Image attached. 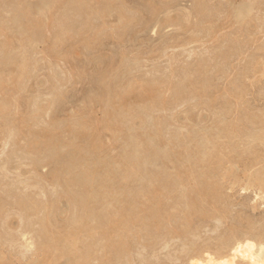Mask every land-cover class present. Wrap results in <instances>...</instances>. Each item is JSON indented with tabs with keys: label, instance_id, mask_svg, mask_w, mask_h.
<instances>
[{
	"label": "rangeland",
	"instance_id": "374dc122",
	"mask_svg": "<svg viewBox=\"0 0 264 264\" xmlns=\"http://www.w3.org/2000/svg\"><path fill=\"white\" fill-rule=\"evenodd\" d=\"M3 1H4V3L5 2L7 3V0H2V1L0 0V2H1L0 5H2L0 8V14L2 12L1 10H4V9H2L4 7H6V10H4V11H6L7 13L2 12L1 17L5 13H6V15H3L4 18L2 17L1 20L3 19V22L4 21L7 22L5 25H7V27L9 26V28L11 26L10 29H12V25H14L15 22L19 23V21H18L19 19H20V22H23L22 21L23 15H26V16H23V18L25 17V19H26L24 23H26V21H28V22L32 21V19L34 17V15H32V14H34L35 10L38 8L36 7V9H35V7H34L33 9H31L32 11L35 9L33 12L31 11L32 12L31 15H30V10L27 11L26 8L30 9L33 6H37V4L40 5V3H41V0L40 1L37 0L36 5H33L31 2L32 6H30L29 1H33V0H28L27 1L28 4L25 2L26 0H21L22 2H20V0H8L7 4L9 5L10 9L12 8V5H13V7L15 5V10L17 9V11L14 10L15 12H13V10H11L13 13L10 11V14L22 15V12L23 13L28 12L27 14H29L28 16H30V17H28L27 14L25 13L22 16H19L21 18H19L17 16L18 17V18L16 17L18 19L17 21H15L16 19L14 17V21H13V19L11 20L12 15H9V12L7 11L8 5L7 4L4 5ZM45 1H47V0H45ZM56 1H54V2H56V4H54L55 12H54V10L51 11L52 16L54 15L52 17L53 22L56 21L55 18L58 17L57 14L59 12L62 13L60 15V16L63 15L62 17H65V16L68 17L70 15V17L68 19L65 17L66 20L68 21V24L73 22L74 19L77 20L78 17H79V20H77V21L80 22L81 20H83L82 19L83 17L80 18L81 14L83 12H86V13L88 12L87 15H86V13L84 14L85 15L84 17H87L85 19L86 24L84 26L80 22L81 25H79V28L76 29L78 26H77V24L74 25V23L76 22L75 21L74 23H72L71 27H72V29L74 28L76 30L73 29V31L70 33L71 37H72V34L74 35V37L69 38V41L66 40L68 38L65 37L66 38V39L64 38L65 40L59 41L57 43H54L53 40L50 39L51 38L50 36L53 35V31H54V29H53L54 24L52 22H49L52 25L49 27H47L48 25H41L39 27L35 26L33 28L30 27L27 30L29 33L26 32V35L27 36L29 35V37H33L30 35H34L33 38H38L39 40L36 39L37 41L34 43V45L26 48L27 50L29 49V52H31V53L27 52V57L30 59H28L26 62V65H27L26 69H28L27 71L25 69L26 73H24V71H23L22 75L20 73H18V74H16L17 75L16 76L15 73H17V71H18V70L16 71L17 66L16 67L13 66L15 64H13L11 61H9V62L8 61L7 62L2 61V59L4 60L6 58L4 56L5 53L3 51V49H4L3 47L5 46V43H6V36L0 32V50L2 51V52H0V55L3 53V55L0 57L1 58L0 64L3 63V65L2 64L0 65V70L4 69V70H2V73L0 71V74L5 79V81H7L5 88L0 89V102H2V100H4V101H8L7 104H12V105H8V106L2 105L0 107L1 108L0 109V187H1L0 188V194H1L0 197L2 196L0 199L1 200L0 201V211H1V213H0V226L1 225L3 226V227L2 226L0 227V235H1L0 236V259H1L0 264H24V263L26 264L27 262H28L27 264H44L45 260L47 258H49L50 255H51L50 256L51 258H49V260H51L52 258H55V257H52L53 251H51V250L49 251V249H47L48 246H50V245H48L46 247V245L48 244L47 242H50L51 239L49 238V240H48L47 237H45V239H47L48 241L44 239V237L42 235V230H41L42 226L40 228V225H42V224L39 221V217L42 214L41 217L44 218V216H45L44 214L46 212V211H44L45 210L44 208L47 206L46 204H49L50 201H52L53 199H57V198L59 200L57 199V201H53V203L50 202L51 203L50 207H53L52 209H53L54 213L52 212V214L54 216L50 213L52 211V209H50L51 211L49 212V216L50 217L52 216L53 218H55V220L53 218H51L49 220L50 223L51 224L54 223L53 226L55 227L56 232L59 233V231H60L59 234H56L57 236L55 235V233H56L55 232L54 236L56 237V239L58 237H60L58 239H61L62 238L61 235L65 236V235H68L70 232H72L73 236H75L74 239H76L79 236L77 238L79 240L77 241V239H76L77 242H75V243H77V244L75 245V247L77 246L76 249L79 250L80 252H82V251H84V253L87 252L86 253V255H88L87 259L89 261H91V262H89L88 260H86L87 264L88 263L89 264H141V263L142 264H144V263L145 264H185V263L191 264L192 262L195 261V259H193V257H191V256H190L191 258L189 257L188 254L190 253V249H189L188 245L190 246V244H193L194 242L196 244L198 243L200 245L203 244V242H204V244L206 243V244H210V245H215L216 242L221 237H223L225 234H227L229 232L230 227H231V229L233 228L234 230H237L240 233L243 231L242 229H244V230L246 229V231H247L249 228H252V229L255 228L254 230L257 231L258 234H257V232H255V231L254 232L257 235L254 234V232H252L253 230L250 231L251 233H245V234H246V236L247 235L251 236L253 233V235H256L255 237H257V238L252 237V236L251 237L253 239H258L260 231L262 234L264 233V232H262V231H264V195H263V192H261L262 195H260V191H261L260 189L257 190V188H258L257 186H260V183H261L259 181L260 178H258V177H261V179L264 177V170H263L264 169V131H263L264 130V0H204V1L203 0H198V1L196 0V2H195V0H169V1L164 0L165 4L171 3L172 1H174L175 3L172 4L173 3L172 2L171 5L170 4L165 5L164 3H162V2H164L163 0H152L151 2H150V0H100L99 3L97 0H93V2H92V0H88V1H86V0H77V1L74 0L75 4L77 3L76 5H77V9L79 10L78 12L81 13L80 15L76 14V13H78L77 11H76V13L74 12L76 9V7H75L76 5L74 4V1L69 0L70 2H68L66 0H61L63 4H65L67 2L69 3V4L67 3L69 5V6L67 5L68 6L67 8H66V5H65V8H64V5L62 6V3L60 0H56ZM103 1L106 4L107 3L110 4L111 2H114V4L112 3L110 5L115 6V8L118 7L121 10L123 15L126 14L125 17H127V20L125 19V22L123 21L124 23H122L119 19V16H116L117 13L114 11L113 13L115 15L113 13H111L110 15H107L105 19L102 20L101 23L104 24L103 25L104 27L100 26L99 28H97L98 30L93 29V28H95L94 26H98L99 25L98 23H100L99 20H97L98 22L96 21L97 16L95 17L96 14H94V12H95L94 8L97 9L99 6L103 7L104 5H106ZM118 1H120V2H118ZM19 2H20V4H19ZM33 2L35 4L36 1L34 0ZM42 2H43V0H42ZM89 2H91L93 4H91ZM100 2H101V4H100ZM197 3H199V4H197ZM24 4H27L26 8H24L25 7ZM83 4H85L86 6H83ZM98 4H100V5H98ZM206 4L209 6L207 7ZM55 5L56 6L59 5V7L58 6L56 7ZM201 5H203L204 7L203 6L201 7ZM82 6H83V8H81ZM90 6L91 7L93 6L94 8H90ZM192 6H194V7H192ZM71 7H73V9L75 7V9L69 10L68 8H71ZM159 7L161 8V10H159L160 9ZM23 8L25 11L21 10ZM86 8H88V9H86ZM127 8L129 9V11L127 10ZM162 8H164V9H162ZM192 8L194 11L192 10ZM199 8L202 9L201 13H200ZM82 9H83V11L81 12L80 10H82ZM85 9L88 11H84ZM156 9H158V10H156ZM233 9L234 10H236V9L237 10L247 9L249 15L247 13H246L247 15L246 14L241 15L238 18V20L241 18L240 21H238V20L236 21V20L232 19L234 17L236 19V17H237V15H235V13H234L235 11ZM65 10H66V12L68 11V13L69 12H71V13H69L68 16L64 15V14H67L64 12ZM151 10L154 12L153 14L150 13V12H152ZM147 11H149V12H147ZM18 12H19V14H18ZM56 12H58V13L54 14ZM127 12L129 14H127ZM134 12H135V14H134ZM157 12H159V13L157 14ZM196 12H197V14H196ZM73 13H74V15H78V17L76 16V18H75ZM14 16H16V15H14ZM92 16H94L95 19ZM245 16H246V18H245ZM6 17L10 18V19L7 18V20H9V21L11 20V22L13 21L14 23L12 22V25H10V22L8 23V21L4 20ZM26 17H28L29 19H27ZM71 17H73L74 19ZM137 17L138 18L140 17V18L138 19ZM149 17H151L152 20ZM203 17H204V19H203ZM243 17L245 19H243V21H241ZM30 18H31V20H30ZM136 19L139 21H137ZM88 20H90V22ZM140 20L142 23L140 22ZM207 20H209V21H207ZM134 21H135V24H134ZM171 21H173V22L171 23ZM79 22H76V23H79ZM128 22H129V24H128ZM56 23H57V21H56ZM56 23H55L54 28H56ZM125 23H127V24L125 25ZM147 23H148V25H147ZM247 23H248V25H247ZM88 24L92 25V26H89ZM116 24H118V25H116ZM196 25H198V26H196ZM109 26H110V28H109ZM128 26H130V27H128ZM191 26L193 28H195V30L192 29ZM13 27H17V24H16V26L14 25ZM80 27H81V29H80ZM82 27H83V29H82ZM87 27H89V28H87ZM91 27H93V28H91ZM42 28L45 30L48 29L50 36L48 35L49 34L48 32L46 33L47 30L45 31ZM96 30L99 31L100 33L96 32ZM114 30L116 31V33ZM44 31H45V34L47 35V37L46 36L42 37V35H45V34H43ZM121 31L123 33H121ZM77 32L80 36L77 35ZM91 32H92V34L95 33V36L90 35ZM96 34H98V35L100 34V35L97 36ZM121 34H122V36H121ZM36 35H38V36H36ZM85 36L87 38H89V36H90V38L94 37L95 40L93 38H91L90 39L91 42L90 41L88 42L86 40L87 38H84ZM40 39H43V40H40ZM85 40H86V42H85ZM71 41H74V42L71 43ZM51 42L54 43L55 45L54 44L52 45ZM17 43L18 42H16L14 44V46L12 48L13 49L12 53L10 52L11 54H13L14 52H18V48H17L18 44ZM59 43H61V46ZM89 43H92V44H89ZM62 44H64V45L62 46ZM83 45L84 46L87 45V46L84 47ZM227 46L228 47L230 46V47L228 48ZM15 48H17V49H15ZM63 48H65V49H63ZM68 48L69 49L71 48L72 51H71V49L69 50ZM32 51H33V53H32ZM63 51H65V52H63ZM222 53H224V54H222ZM28 54H29V56H28ZM122 56H123V58H122ZM124 56H126V58ZM32 57L35 58V60ZM98 57H100V59ZM129 58L130 59L132 58L131 59L132 61ZM98 59L101 60V63ZM124 59L126 62L124 61ZM127 59H129V61ZM30 62H31V64H30ZM123 62L125 63L124 65H122ZM111 63L112 64L114 63V65H112ZM127 63H130L131 66ZM138 63L139 64L141 63L139 67L137 66V65H139ZM11 64H13L12 65L13 68L11 67ZM200 64H202V65H200ZM110 65H112V66H110ZM118 65H119V67H118ZM132 65L134 66V69H133ZM195 65H196V67H195ZM125 66L128 68V69L126 68L127 71L125 70ZM202 66H203V68H202ZM53 67H56V68L53 69ZM91 67H93V68H91ZM117 67L119 69H116ZM101 68H102V70H101ZM110 68L112 70H110ZM135 68L137 69V71H135L136 70ZM103 69H105V70H103ZM199 70H200V72H199ZM3 71H4V73H3ZM62 71H64L65 74H63ZM121 71H124V74ZM184 71H185V73H183ZM27 72H28V74H27ZM12 73H13V76H12ZM171 73H172V75H171ZM173 73H174V77H173ZM176 73H178L179 75ZM19 74H20V77L18 76ZM10 75H11V78L13 80L10 78ZM64 75H66L67 79H65ZM121 75H122V77H121ZM193 75H194V77H193ZM195 75H196V77H195ZM116 76L118 79L116 78ZM130 76H132V77H130ZM61 77H62V79H61ZM95 77L99 78V79L97 78L98 81L95 80L96 79ZM142 77H143V80L141 79ZM167 77H168V79H167ZM14 78H16V79L19 78V79L15 80ZM111 78H113V79H111ZM181 78L182 79L184 78L183 80H185V81H183ZM100 79H102V80H100ZM114 79H115V82H114ZM125 79L127 81L128 80H130V81L134 80L135 82L133 81L134 85L132 88V92L130 91V93L124 94L126 96L123 95L125 97V100H124V97L122 96V93H121L122 90H120V87L123 86V83L126 81ZM170 79H171V81H169ZM186 79L188 81H186ZM195 79H197V80H195ZM116 80L117 81L119 80V82H117ZM176 80H178V81L176 82ZM201 80H203L202 81L203 83L201 82ZM120 81H121V83H120ZM122 81H123V83H122ZM98 82L100 83V85L102 87L104 86L105 83L108 86L110 85L111 88L113 86V89H111V93H113V91L115 89H117V91L120 90L119 93H121V95L117 94L116 90L113 93L114 95H110L111 98L113 97V99L115 100V102H114L113 100L110 99L111 101H113V103L111 102V105H113L114 107L117 105L120 107V105H121L124 109V108H127L129 106V105L127 106V104H126L129 102L128 103V104H130L129 107L132 109L131 106H133L132 111H134V113L132 112L130 114V118H128V119H130V121L128 120L126 122L125 121V120H127V118H125L126 115L123 114V116H125V117H122L121 121H118L117 122L118 124L117 123L115 124V126H114L115 128L111 126L112 128L110 127L111 128L110 129L108 127H105L102 123H100V121H102V119H103L102 117L103 116L105 117V113L107 111V107H108L107 104L108 103L105 104L107 102V100H105V99H108V96H106V95L104 96L103 93L99 94V91L102 92V90L104 88H102L101 86L100 87L97 86V85H99ZM174 82H176V83L174 84ZM184 82H186V83H184ZM114 84H116L115 85L116 88H115ZM158 84H161V85H158ZM177 84H179V85H177ZM145 85L149 86L147 89L148 91H146V92L143 91V89H142V87H144ZM153 85H158L159 87L153 86ZM15 86H17V87H15ZM96 86L100 88V90L98 92L96 91V89H97ZM135 86L136 87L138 86V87L136 88ZM150 86L153 87L154 89H152ZM171 86H173V87H171ZM237 86H239V87H237ZM203 87H205V88L203 89ZM109 88L110 87L105 88V90H107ZM149 88L151 90H155V89L156 90L151 92V90ZM170 90H172V91L170 92ZM92 91L93 92L95 91V92L93 93ZM107 91H110V89ZM133 91L137 92V93H133ZM161 91H162V93H161ZM4 92H6V93H4ZM96 92L98 95L96 94ZM148 92L151 94L149 95ZM191 92H192V94H191ZM131 93L133 96H136L137 98L134 97V98H136V99H134L132 97V95H130ZM141 93L144 94L143 98L139 95ZM3 94H7V95H4V97H3ZM11 94L13 95V97ZM199 94L201 95V97ZM9 95H10V97H9ZM100 95L105 97V98L101 97ZM119 95L122 96L121 100L119 98ZM158 95H160V96H158ZM96 96H98V97H96ZM99 96H100V98H99ZM139 96H140V98H139ZM170 96H171V98H169ZM145 97L148 100H145ZM173 97H174V99H173ZM7 98H10V99H7ZM152 98H153V101H152ZM167 98H168V100H166ZM131 99L133 101H131ZM159 99H161V102ZM172 99H173V101H172ZM48 100H50V101L47 102ZM136 101L137 102L139 101L138 107H137ZM144 101L145 102L147 101L146 102L147 105H145ZM44 102H45V104H44ZM141 102H142V104L144 103V105L141 106L142 108L140 107V105H142ZM153 103L154 104L157 103V104H155L156 106ZM159 103H161V104H159ZM135 104H136V107H134ZM222 105H223V107H222ZM3 106H4V110L2 111ZM45 106H46V108H45ZM113 106H112V108H113ZM153 106H155V107H153ZM8 107H10L11 110ZM105 107H106V109H105ZM143 107H144V110L145 109H147V110L143 111ZM115 108H118V107H115ZM161 108H163V109H161ZM118 109H122V108L120 107ZM225 109H226V111H225ZM14 110L15 111L17 110L16 113ZM124 110L126 111V109H124ZM85 114H87V115H85ZM28 115L32 118H29ZM127 115H128V113H127ZM149 115H150V117H149ZM13 116H14V118H13ZM35 116H36V118H35ZM68 116H70V117H68ZM131 116H132V118H131ZM8 117H9V119H8ZM67 117H68L67 121H63L64 119L66 120ZM81 117H83V118H81ZM160 118L163 122H161ZM81 119L86 120L87 124L83 123L85 121H82ZM87 119H89V120H87ZM146 119H148L149 121ZM91 120H92L93 124H97V125H93V127H92L90 124ZM151 120H152V122H150ZM157 120H159V121H157ZM3 121H5V123ZM21 121H23L24 123ZM29 121H30V123H29ZM249 121H251V122H249ZM34 122H36V123H34ZM128 122H130V123H128ZM28 123H29V125H28ZM47 123H50L51 125L50 124L48 125ZM139 123H140V125H138ZM158 123H160V124H158ZM128 124H130V125H128ZM14 125H16V127ZM54 125L56 128L54 127ZM17 126L19 128H17ZM49 126H53V127L49 128ZM162 126H164L165 130L163 129ZM184 126H185L186 130L188 129L189 132L184 130L185 129ZM217 126H218V128L219 127L220 128L218 129ZM68 127H70L71 129ZM76 127H77V129H76ZM141 127H143V128H141ZM178 127H179V129H178ZM190 127H191V129H190ZM37 128H38V130H37ZM113 128L115 130H113ZM157 128H159V129H157ZM52 129H54V130H52ZM60 129H61V131H60ZM137 129H140V130L137 131ZM162 129H163V131H162ZM192 129H195V130L193 131ZM100 130L102 132H100ZM154 130H156L157 132ZM175 130L176 131L179 130L180 132L179 131L176 132ZM221 130H223V131H221ZM9 131H11V132H9ZM149 131H150V133L148 134ZM229 131H230V133H229ZM124 132H128L129 134L128 133L124 134ZM154 132L159 133L160 136L162 134V136L165 138V140H163L164 138H162V136H161L160 141H159L160 144L157 142L153 143L151 141V139L155 140L154 137H155L156 133H154ZM172 132H174V133L172 134ZM193 132H196L197 136ZM242 132H244V133L242 134ZM89 133L92 136H90ZM110 133H112L113 135H111ZM120 133L123 136L119 135ZM141 133H142V136H141ZM211 133H212V135H211ZM220 133H222V134H220ZM11 134H12V136H11ZM87 134H88V136H87ZM130 134H132L131 136H133V138L138 139L139 141L140 140H143V141L147 140L149 142V143H146V146L148 148H145L146 151L144 150V152L140 156L141 158L139 157V159L142 162H148L149 163L148 165H150V166H148V169H151L152 173L154 172L153 175L156 176L155 182L156 183L158 182L157 184L154 182V184H156L158 187L165 186L167 188L169 186L168 189H166L164 187L166 191L163 188V190L165 192L168 191V193H169V191H171L169 195L167 194L169 197H167L168 200L167 199L165 200L166 204H167V202L170 205L173 204V202H174V204H178V202H179V204H181V205L178 204L177 206L182 207L183 206L182 204L185 202V200H188L186 197H188L189 195H187V196H185V195L187 193H189V194L191 193L190 194V196H191L192 192L193 193L195 192V191H193L194 188L192 187V185L189 184V183H192L191 182L192 180L193 181L197 180V182H199L198 183L199 187H201V186L205 187V185L203 186V183L199 180V178L196 177V175L197 176L199 175V177H200V174H206L207 175V172L210 171L212 174L211 176L214 177L213 181H215L216 183L214 182L215 184H213L214 186H213L212 190L208 191V193L205 192L207 194H205V198H204V201L202 204L204 209H206V211H208V209H209L208 216L201 218V216L197 217L196 215H194V217H192V221L193 220L194 221L193 222L191 221V225L189 228L187 227L189 232L181 233V236L183 234V236H182L183 238L180 236V233H178V231H180V229L183 227L185 229V225L180 224L181 221L177 220L178 219L177 217H174V219H176V220L174 221V219H172L173 222L171 221L170 223H166V222L163 223V220L162 219L160 220L157 217L158 221H159L158 227L156 229L159 232H157L155 229L153 230V227H151L149 224L146 223L147 221H145L144 216H143V213L145 215V212L142 210V207L140 206V204H138L136 207H134L135 209L134 208L131 209V211H133L134 213H135V211L139 212V210H137L139 207H140L139 209H141L138 214L135 213L138 216L134 215V216H136V218L134 219L136 224L133 223V226L131 224L130 225L131 227H129V225L128 226L125 225L126 223L122 222L121 219H117L118 220L117 227L119 225H121L120 223H122V224L125 223V224H123V225H125V227L123 225H121L123 227V229H122V227H118L117 235H119V234L120 235L118 237H116L117 236L116 235L115 236L116 239L114 238V234L109 233L110 231H108V235H107L110 237H107L105 239V237L102 234H100V230H95L96 228L93 229V231H95V232H93V234H92V230L90 231V233L92 234L91 235L89 233V231H87L88 233L84 232L86 229L89 230L88 228H86L82 232L80 230L75 231V229L72 228L73 227L71 225L72 222L69 223L70 220L72 221V219H70L69 217H72V216H70L68 212H70V211L73 212L76 209V207H75V205H71L72 207L67 206L68 204L66 203L67 202L65 199L66 197H64V195L62 193L63 191L60 190L61 189L60 186H55V188H54V185H55V184H53L54 183L53 180L55 179L54 174L57 173V171H58V173L55 175H60L59 173H61L60 176H62L64 171H66V168H67L66 166L68 165V163H70L71 166L75 170H77V171H75L74 169H70V171L72 170L71 173L73 175H77L75 172L80 174V172H82V168H81V162L82 161H83L82 167L83 166L86 167V166H88L87 164H91V163H89V161L93 158V155L92 156L90 155V154H92V152H90L91 151L90 145L92 148V146L94 147V144H95V146L97 144V145H100V146H97V148L95 147L96 149H98L97 155L101 156V157L98 156L99 157L98 161L101 163H105L104 164L105 166H106V164H108L109 166L113 164V166H111V167H113V169H110V170H113L114 172L116 170L117 171L115 172L114 177L112 175L113 171L110 172L111 175H109V176H112L114 178L115 182L117 181L116 184L114 183L117 187H122L124 185V181L120 180L122 178V176H121L122 173L120 172L121 166L120 165L118 166V162H119L120 156L122 158V152L124 151V146L128 145V142H126V139H128V135H130ZM249 134L252 136L250 137ZM42 135H43V137H42ZM46 135L47 136L50 135L51 137L49 136L50 138L46 139ZM75 135L78 137L76 138ZM97 135H98V138L96 139ZM116 135H118V137ZM151 135H152V137H151ZM213 135H218V136L214 137ZM253 135H255L254 137H256V136L261 137V138L259 137V139H260L259 143L257 142L259 139H257V140L255 139L256 141H254ZM14 136H15V138H14ZM38 136L39 137L41 136L40 137L41 139H39L38 142L40 143V140H41V142H43V144H41V143L39 144L37 142ZM79 136H82V137H79ZM173 136H175V137H173ZM206 136L209 138L207 139ZM210 136H211V138H210ZM53 137H55L56 139H54ZM90 137H92V138H90ZM142 137H144V138H142ZM184 137H185V139H184ZM190 137H192V138H190ZM212 137H214V138H212ZM173 138H174V140H173ZM228 138H230L231 140ZM49 139H50V141H49ZM144 139H146V140H144ZM202 139L204 142L201 141L200 147L203 149H201L198 145V143ZM81 140L82 141L84 140L85 143H84V141L82 143ZM167 140L170 142H168ZM178 140L181 142L184 141L185 143L183 142L182 143L183 145H182V144H180L181 142H179ZM207 140L208 141L210 140V142L208 143ZM57 141H59V142H57ZM32 142L34 144L38 143L39 145L36 144L33 146ZM187 142L190 144H188ZM26 143L28 144V146ZM46 143H47V146H46ZM57 143L60 145H58ZM177 143H178V145H177ZM15 144H17V145H15ZM81 144H83L82 147H81ZM104 144H105V146H104ZM143 144L145 145V143H143ZM166 144H167V146H166ZM193 144H195V145H193ZM203 144L205 147H203ZM43 145H45V146L43 147ZM66 145L69 147H67ZM181 145H182V147H181ZM151 146H152V148H151ZM153 146H155V147H153ZM169 146H171V147H169ZM177 146H178V148H177ZM129 147L131 148V145ZM129 147H127L125 149V152H129V150H130ZM195 147H197V148H195ZM74 148L80 149L79 155H81V156H79V155L77 156L74 153V151H73ZM85 148L88 150V152L86 150L84 151ZM113 148H115L116 150ZM179 148H180V151H179ZM198 148L200 150H203L204 153H207L205 155L208 157L206 158V156H204L203 152L201 153L200 150H199L200 152H198L197 151ZM215 148H217V149H215ZM23 149H25L24 153H23V151H21ZM81 149H82V151H81ZM109 149H111V151ZM158 149H161L163 152L168 151V154L164 153L165 156H163L160 152L161 150L159 151ZM16 150H18V151H16ZM52 150H53V152L55 150V152L53 153ZM67 150L69 153L67 152ZM70 150H72V151H70ZM169 150H170V152H169ZM207 150H209L210 152L213 151L214 153H211L210 155H208L209 151H207ZM217 150H219V151L221 150L222 153H220L219 151H218L219 152L218 153ZM83 151H84V153H82ZM100 151H101V153H100ZM116 151L117 152L119 151V152L117 153ZM158 151H159V154H158ZM156 152H157L158 156L156 155ZM195 152H197L198 154L195 155ZM19 153H21V154H19ZM51 153H52V157H51ZM62 153H64V154H62ZM169 153L170 154L172 153V154L170 155ZM200 153H201V156H200ZM253 153H256V154L254 155ZM258 153H259V155H258ZM24 154H27V155L24 156ZM71 154H74V155L71 156ZM202 154H203V156H202ZM220 154H221V156H220ZM53 155H54V157H53ZM154 155L157 156V158ZM198 155H199V159L197 157ZM213 155H214V157H219L216 159L213 158V160L215 161L214 163L212 162L213 160L211 161ZM224 155L227 156V158H228L227 161H226V157ZM28 156H30V157H28ZM65 156H67V157H65ZM109 156H110V158H109ZM152 156H153V158H152ZM178 156H180L181 158ZM182 156H183V158H182ZM209 156H211V157H209ZM232 156H233V158H232ZM235 156L237 158H235ZM49 157H51V158L49 159ZM78 157H80V158H78ZM196 157L198 160L194 159ZM202 157H204V158H202ZM254 157H256V158H254ZM9 158L12 162L9 160ZM21 158H22V160H21ZM24 158H26L27 160ZM121 158H120V164H122L121 161H123ZM172 158H174V160ZM186 158L187 159L192 158V159H188L189 160L188 161V160H186ZM238 158H239V160H238ZM14 159L16 161H13ZM114 159L115 160L118 159V162L115 163ZM6 160H7V162H6ZM31 160H33V162ZM34 160H36V161H34ZM47 160H49L50 163ZM51 160H53V162ZM70 160L73 161L74 163H72ZM104 160L105 161L109 160L110 164L105 162ZM43 161H45V162L43 163ZM61 161L63 162L62 164H60ZM182 161L184 163H182ZM187 161H188L189 165H186V164H188ZM191 161L197 162L198 164L193 162L192 163L193 165H191ZM207 161H209L211 164H207L206 163ZM3 162H5V163H3ZM37 162H38V165H37ZM172 162H173V164H171ZM216 162H218L220 164L217 165L218 163L216 164ZM235 162H237V163L235 164ZM33 163H34V165H33ZM52 163H54L55 165ZM16 164H17V166H16ZM64 164L66 166H64ZM114 164H116L115 167H117L118 169H115ZM52 165L54 166V168L56 166H58V167H56V172H54ZM183 165L185 167H183ZM198 165H199V167H197ZM89 166L93 167L92 165H89ZM178 166L180 168H177ZM181 166H182L183 172L184 171L186 172L187 168H189L187 166H190V168H191L190 171H191V173L192 172L195 173V174H192L195 177L192 175H191L192 177L191 176L189 177V175H188L189 179H187L186 178L187 175L184 176L185 174L180 170ZM10 167L12 168V170ZM85 167H84L85 171H87V172L92 171V170H87L88 167H86V168ZM233 167H235V168H233ZM4 168L6 169L5 171H4ZM9 168H10V170H9ZM57 168H59V169L57 170ZM109 168L110 167L105 168L106 171H110ZM119 168H120V170H119ZM176 168H177L178 172L181 171L180 173H183L181 175H183L184 178H186V181L188 183L186 181H184V182L182 181V180H184V178L182 176L180 178L182 180L179 179V181L177 180L178 183H177V181H176V183H174V181L177 178L171 177V175L175 172ZM185 168H186V170H185ZM84 169H83V171H84ZM215 169H216V171H215ZM17 170L19 171L18 173H17ZM205 170L206 171L209 170V171L206 172ZM226 170H229L228 172L231 174H229ZM11 171L13 173H15V175L11 174L10 173ZM51 171H52V173H54L53 174V176H54L53 180H52L53 176L51 174ZM157 171H158V173H157L158 175L156 174ZM170 171H173L172 174L170 173ZM233 171H235V172L233 173ZM5 172H6V175H5ZM37 172L39 173V177H38ZM210 172L208 173V175H210ZM7 174H9V175L11 174V175L7 176ZM118 174H119V176H118ZM18 175L20 176L19 178H18ZM33 175H34V177H33ZM35 175H36V177H35ZM49 175H51V176H49ZM115 175L118 177H116ZM255 175H257V176L260 175V176L255 177ZM14 176H16V177H14ZM40 176H42V178ZM47 176H48V178H47ZM172 176H174V175H172ZM211 176H209V178ZM158 177L160 180L158 179ZM225 177L227 180L225 179ZM17 178H18V180H17ZM156 178L158 179V181ZM253 178H255L254 179L255 181H252ZM214 179H216L217 181ZM133 180L134 181H131L130 183H128L129 184L128 187L139 188L141 186L142 181L139 179V177L136 179L133 178ZM172 180H174V181H172ZM257 180L259 181V183L257 182ZM263 180H264V178H263ZM25 181L27 183H25ZM111 181L113 182V180H111ZM218 181H219V183H218ZM179 182L180 183L182 182V183L180 184ZM197 182H196V184H197ZM250 182H251V184H250ZM253 182L255 185L253 184ZM185 183H187V185H190V186L184 185ZM119 184H120V186H119ZM159 184H160V186H159ZM249 184H250V186H249ZM210 185L211 184H209V186ZM6 187H8V188H6ZM23 187H25V188H23ZM188 187L189 188L192 187V191L190 189L191 192H188V190H189ZM244 187H245V189H243ZM19 188H20V190H19ZM183 189L187 193H184ZM1 190H2V192H1ZM37 191L39 192V194ZM76 191H78V188L75 190V192ZM181 191H182V194H181ZM57 192L58 193L60 192V193L58 194ZM18 193L20 195L21 194L22 195L20 196ZM183 193L185 194L184 197L186 199L182 196ZM194 194H196V193H194ZM194 194L192 196H196ZM258 194L260 195L259 196L260 198L257 196ZM10 195H11V197H10ZM58 195H60V196H58ZM13 196H15V197H13ZM26 197L27 198L29 197L32 200L34 199V202L37 201V203H36L37 206L35 207L36 209L34 208L30 211V209H28L27 207L25 208L22 205H21L22 206L21 207L19 204H17L19 202V198L23 199ZM180 198H182V199H180ZM2 200H3V202H2ZM4 200L7 201V203L4 202ZM9 201H12V202H9ZM38 201H39V205H38ZM15 202H17V203H15ZM44 203H46L45 204L46 206L44 205ZM211 203H212V205H211ZM7 204H10V206ZM16 204H17V206H16ZM4 205H5V207H4ZM18 205L20 207H18ZM41 205H43L45 207L43 208V206H41ZM53 205H55V206L57 205L55 207V209H54ZM123 205H122L123 208H121V209L124 210V208H126L128 206V204L125 203ZM11 206H13V207H11ZM38 206H41V208L44 210L43 211L40 210L41 208ZM181 207H179V208H181ZM22 209L26 210V212L28 213V216L25 215L26 212H25V210L23 211ZM66 209H72V210L68 211ZM129 209H130V207H129ZM32 211L34 214L32 213ZM35 211H36V213H35ZM56 211L57 212L59 211V212L57 213ZM220 211L223 212L222 217H221ZM72 212H70V214ZM10 214H11V216H10ZM22 214H23V216H22ZM139 215H141V216H139ZM6 216H8V217H6ZM36 216H37V218H36ZM23 217H25V218H23ZM29 217H30V219H29ZM1 218H4L6 220L1 219ZM31 218H32V220H31ZM40 220H42V219H40ZM6 221H7V223H6ZM160 221H162V222L160 223ZM213 221H214V223H213ZM142 223L147 224V225L143 226ZM203 223H204V225H203ZM38 224H40V225L38 226ZM214 224H215V226H214ZM255 224H256V226H255ZM148 225L150 226L148 228L149 229L151 228L150 231L151 230L154 231L155 234H159L160 232L162 233V234L160 233L161 235L159 234L160 237L163 235L162 238L159 237L160 240L158 238L157 239L155 238L158 236H156L152 231H151V233L154 234V238H152L153 235L150 233V231L148 229L147 230L149 232L147 233V230L145 228H147ZM251 225L253 227H248ZM159 226L161 228H163L164 230L160 229ZM165 226L167 228H168V226H169V228H172V229H169V228L167 229V231L168 230L171 231V234H169V233H167L169 235L164 234L165 232H167L165 230L166 229ZM202 226L205 228H203ZM56 227H57V229H56ZM87 227H89V226H87ZM175 227L176 228L179 227V229H176L177 233H175L176 230H173V229H175ZM8 228H9V230H8ZM31 228H33V229H31ZM124 228L125 229L127 228V230H125ZM128 228H129V230H128ZM69 229H70V231H69ZM184 229H183V231H184ZM205 229H208V230H205ZM57 230H59V231H57ZM118 230L120 231V233ZM191 230H192V232H191ZM193 230H196V231H194V233H193ZM202 230L204 231V233ZM210 230H212V231H210ZM201 231H202V233H201ZM66 232H69V233L66 234ZM173 232L175 234H172ZM7 233H9V234H7ZM149 233L151 235H149ZM213 233H215V234H213ZM261 233H260V235H261ZM3 234L5 237L2 236ZM72 234L71 233L69 234L70 237L72 236ZM84 234H87V235H84ZM88 234L90 235V237ZM199 234H200V236H199ZM207 234H209V237ZM39 235L40 236L42 235L41 237L43 239H41V237ZM69 235L66 237H69ZM194 235H195V237H194ZM6 236H8V237H6ZM73 236H72V238H73ZM149 236H152V237L149 238ZM169 236H171V237H169ZM176 236L179 238V240ZM185 236H186V238L184 239ZM204 236H206L207 238ZM103 237L105 240H103ZM163 237L165 240L163 239ZM64 238L65 237H63L61 240H63ZM108 238H110V241ZM142 238L144 240H142ZM30 239H32L33 242ZM154 239H156V240H154ZM191 239L193 240V242ZM259 240L260 239H258V241ZM261 240H264V239L261 238ZM27 241H29V243ZM36 241H37V243H35ZM81 241H83V242L81 243ZM105 241H107V242H105ZM93 242H95V243H93ZM108 242H110L111 244L110 243L107 244ZM113 242H114V244L116 242V244H115L116 246H114ZM165 242H167L168 244ZM259 242L257 243V241H256L257 246H259ZM119 243H120V245H119ZM123 243L125 244V247L127 246L126 250H125V247H123V245H124ZM121 244H123L122 247H121ZM154 244H156V245H154ZM179 244H181L182 246H184V245H186V246H184L185 248L182 249L180 247L181 245H179ZM22 245H24V246H22ZM42 245H44V246H42ZM144 245H147V247ZM152 245H154V246H152ZM31 247H33V248H31ZM120 247L122 249L121 251H120ZM155 248H157V249H155ZM186 248L189 250H187ZM101 249L102 250L104 249L105 251L104 250L100 251ZM117 249H119V251ZM114 251H116V252H114ZM124 251H127L128 253L127 252L124 253ZM185 251L186 252L189 251V252L186 254ZM45 252L48 253V255ZM102 252H105V253H102ZM117 252H118V254H117ZM178 252H180V253H178ZM173 253L177 256H175ZM45 254H46V256H45ZM171 254H173V255H171ZM102 255H105L104 257H106V258H103ZM182 255H183V257H182ZM42 256H44V257L42 258ZM55 256H56V253H55ZM101 256H102V258H101ZM186 256L188 257L189 260L186 258ZM64 257L65 256H63V260H62V257H58L60 260H58L56 258L57 262H56V260H54V262L53 261H49V262L46 261L48 263H45V264H52V263L53 264H56V263L57 264H64V263L68 264L67 258H65V260H64ZM139 259H141L142 261ZM239 261H240L239 264H241V260H239ZM124 262H126V263H124ZM237 262H238V259H237Z\"/></svg>",
	"mask_w": 264,
	"mask_h": 264
},
{
	"label": "bare ground",
	"instance_id": "6f19581e",
	"mask_svg": "<svg viewBox=\"0 0 264 264\" xmlns=\"http://www.w3.org/2000/svg\"><path fill=\"white\" fill-rule=\"evenodd\" d=\"M2 1V0H1ZM27 1L28 0H26L25 2L27 3ZM34 1V0H33ZM33 1H29L30 2V6H32L31 5V2H32V4L33 5H36L37 4V0H35L36 2H35V4H34V2ZM40 1V0H39ZM38 1V2H39ZM54 1H56V0H47V1H45V0H43V2H42V0H41V3H40V5H38L37 4V6H33L32 8H26V5L28 4H24L25 5V7L24 8H26V10L27 11H29L30 10V15L32 14V12L36 9V7L38 8V9H36L35 10V12H34V14H32V15H34V17H33V19H32V21H26V23H24L25 22V17L23 18V16H26V15H23V14H25V13H23L22 12V15H17V14H10V11L11 10H13V12H15V11H17V9L15 10V5H14V7H13V5H12V8L10 9V7H9V5L7 4L8 3V0H7V3L5 2L4 3V1H3V4L5 5V4H7L8 5V7H7V11L9 12V15H12V17H11V20L13 19V21H14V17H15V21H17L18 19V17L19 16H22V21L23 22H20V19L18 20L19 21V23L17 22H13L14 23V25L16 26V24H17V27H13L14 25H12V22H11V20L9 21V20H7V18L8 17H6L4 20H6V21H8V23L10 22V25H12V29H10L11 28V26H10V28H9V26L7 27V25H5L7 22H3V19L1 20V18L3 17L4 18V16L3 15H6V11H4V10H6V7H4V8H2V9H4V10H1L3 13L4 12H6L5 14H3L2 15V17H1V14H2V12H1V14H0V32L1 33H3L5 36H6V43H5V46L3 47L4 49H3V51H4V53H5V59L3 60L2 59V61L3 62H9V61H11L13 64H15V65H13V64H11V67H12V65L13 66H17V69H16V71H17V73H15V75L16 74H18V73H20L21 75H22V73H23V71H24V73H26L25 72V69H26V62H27V60L28 59H30V58H28L27 57V52H29V49L27 50L26 48L27 47H30V46H32V45H34V43L37 41V40H39L38 38H33L34 37V35H30V36H33V37H29V35L27 36L26 35V32L27 33H29L27 30L30 28V27H35V26H41V25H48L47 27H49V26H52L49 22H52L53 24H54V27H55V23H56V21H57V23H56V28H54L53 27V29H54V31H53V37L52 36H50V33H49V31H48V29H43V30H45L46 31V33L48 32L49 34V36L51 37L50 39L51 40H53V42L54 43H57V42H59V41H62V40H65L66 38L65 37H67L68 39H66V40H68L69 41V38H73L74 37V35L72 34V37H71V32L73 31V29H72V23H74L75 21L76 22H79V21H77V20H79V17H78V15H74V13H73V15L75 16V18H76V16L78 17L77 18V20H75L73 17H71V18H73L74 19V21L73 22H71V23H69L68 24V21L66 20V18L68 19L69 17H70V15H69V13H71V12H69L68 13V11L66 12V10L64 11L65 13H67V14H64V15H69L68 17H62V16H60L62 13H58V12H56V13H54V14H57L58 15V17H56L55 19H56V21H54L53 22V16H52V10H54L55 9V7H54V4H56V2H54ZM61 1V0H60ZM66 1H68V2H70L69 0H66ZM72 1H74V0H72ZM77 1V0H76ZM86 1H88V0H86ZM98 1V3H99V1L100 0H97ZM152 0H150V2H151ZM164 1V0H163ZM169 1V0H168ZM198 1V0H197ZM204 1V0H203ZM20 2H22L21 0H20ZM20 2H19V4H20ZM24 2V1H23ZM24 2V3H25ZM54 2V3H53ZM64 2V1H63ZM67 2V3H68ZM92 2H93V0H92ZM96 2V1H95ZM104 2V1H103ZM118 2H120V1H118ZM173 2V3H172ZM171 3L172 4H174L175 2L174 1H172ZM195 2H196V0H195ZM1 3V2H0ZM10 3V2H9ZM15 3V2H14ZM13 3V4H14ZM61 3H62V1H61ZM60 3V4H61ZM67 3H65V4H63L62 3V6L64 5V8H65V5H66V8L69 6ZM83 3V2H82ZM81 3V4H82ZM89 3H91V2H89ZM105 3V2H104ZM114 4V2H111L110 4ZM162 3H164L165 4V1L164 2H162ZM171 3H166L167 5H171ZM23 4V3H22ZM74 4H75V1H74ZM77 4V3H76ZM75 4V5H76ZM80 4V5H81ZM88 4V3H87ZM91 4H93V3H91ZM90 4V5H91ZM97 4V3H96ZM100 4H101V2H100ZM100 4H98V5H100ZM106 4V3H105ZM109 3H107L106 5H104L103 7H98L97 9L96 8H94L93 6L91 7L90 6V8H94V14H96L95 15V17L97 16V19H96V21L97 20H99V22L100 23H98L99 25L98 26H94L95 28H93V27H91V28H93V29H97V28H99L100 26L101 27H104L103 25L104 24H102L101 22H102V20L103 19H105L106 18V16L107 15H110L111 13H113L114 11L117 13L116 14V16H119V19H120V21L122 22V23H124L125 22V19L127 20V17H125V15L126 14H122V12H121V10L118 8V7H116L115 8V6H111ZM165 4V5H166ZM195 4V3H194ZM197 4H199V3H197ZM201 4V3H200ZM205 4V3H204ZM248 4V3H247ZM251 4V3H250ZM6 5V6H7ZM68 5V6H67ZM72 5V4H71ZM89 5V4H88ZM124 5V4H123ZM145 5V4H144ZM154 5V4H153ZM207 5V4H206ZM242 5V4H241ZM1 6L2 5H0V8H1ZM56 6V5H55ZM58 7H59V5H57ZM56 6V7H57ZM61 6V7H62ZM83 6H86L85 4H83ZM83 6L81 7V8H83ZM119 6V5H118ZM203 5H201V7H202ZM209 5H207V7H208ZM17 7V6H16ZM35 7V9L32 11L31 9H33ZM54 7V8H53ZM76 7V9H77V5L75 6ZM75 7H74V9H75ZM79 7V6H78ZM192 7H194V6H192ZM200 7V8H201ZM204 7V6H203ZM14 8V9H13ZM22 8V7H21ZM24 8L23 9H21L22 11L24 10ZM63 8V9H64ZM125 8V7H124ZM158 8V7H157ZM160 8V7H159ZM165 8V7H164ZM164 8H162V9H164ZM199 8V9H200ZM225 8V7H224ZM228 8V7H227ZM241 8V7H240ZM9 9V10H8ZM69 10H74L73 9V7H71V8H68ZM75 9V13H76V11L78 12L79 10L77 9L76 10ZM86 9H88V8H86ZM84 10V11H88V10ZM123 9V8H122ZM205 9V8H204ZM235 9V8H234ZM233 9V10H234ZM238 9V8H237ZM234 10L233 12L235 13V15H237V17H236V19H235V15L233 16L234 18H232V19H234V20H238V18H239V16H241V15H245L246 13L248 14V11H247V9H245V10H242V9H239V10ZM15 10V11H14ZM20 10V9H19ZM18 10V11H19ZM92 10V9H91ZM127 10L129 11V9L127 8ZM137 10V9H136ZM156 10H158V9H156ZM155 10V11H156ZM159 10H161V8L159 9ZM192 10H193V8H192ZM201 10L202 9H200V13H201ZM206 10V9H205ZM251 10V9H250ZM25 11V10H24ZM32 11V12H31ZM58 11V10H57ZM81 12L83 11V9L82 10H80ZM124 11V10H123ZM152 11V10H151ZM189 11V10H188ZM187 11V12H188ZM194 11V10H193ZM204 11V10H203ZM12 12V11H11ZM12 12V13H13ZM54 12H55V10H54ZM63 12V13H64ZM73 12V11H72ZM147 12H149V11H147ZM160 12V11H159ZM159 12H157V14L159 13ZM28 13V12H27ZM26 13V14H27ZM86 12H83L82 14L80 13V12H78V13H76V14H81V16H80V18L81 17H83L82 19L83 20H81L80 22L82 23V25H84L85 26V24H86V18L87 17H84ZM88 13V12H87ZM87 13H86V15H87ZM124 13V12H123ZM150 13H154L153 11L152 12H150ZM18 14H19V12H18ZM114 14V13H113ZM127 14H129L128 12H127ZM134 14H135V12H134ZM140 14V13H139ZM151 14V15H152ZM156 14V15H157ZM188 14V13H187ZM186 14V15H187ZM196 14H197V12H196ZM228 14V13H227ZM246 14V15H247ZM8 15V16H9ZM14 15H16V16H14ZM29 14H27V16H28ZM56 15V16H57ZM115 15V14H114ZM141 15V14H140ZM249 15V14H248ZM18 16V17H17ZM60 16V17H59ZM142 16V15H141ZM188 16V15H187ZM194 16V15H193ZM212 16V15H211ZM10 17V16H9ZM17 17V18H16ZM28 17H30V16H28ZM28 17H26L27 19H29ZM32 17V16H31ZM92 17H94V16H92ZM95 17H94V19H95ZM115 17V16H114ZM130 17V16H129ZM135 17V16H134ZM155 17V16H154ZM185 17V16H184ZM200 17V16H199ZM206 17V16H205ZM208 17V16H207ZM19 18H21V17H19ZM116 18V17H115ZM138 18V17H137ZM140 18V17H139ZM138 18V19H139ZM150 19H151V17H149ZM210 18V17H209ZM245 18H246V16H245ZM244 17L242 18V20L241 21H243V19H245ZM249 18V17H248ZM252 18V17H251ZM8 19H10V18H8ZM117 19V18H116ZM135 19V18H134ZM146 19V18H145ZM179 19V18H178ZM203 19H204V17H203ZM207 19V18H206ZM241 19V18H240ZM240 19L238 20V21H240ZM30 20H31V18H30ZM72 20V19H71ZM92 20V19H91ZM130 20V19H129ZM137 20V19H136ZM143 20V19H142ZM148 20V19H147ZM152 20V19H151ZM169 20V19H168ZM171 20V19H170ZM190 20V19H189ZM198 20V19H197ZM252 20V19H251ZM254 20V19H253ZM89 22H90V20H88ZM124 21V22H123ZM131 21V20H130ZM137 21H139V20H137ZM146 21V20H145ZM187 21V20H186ZM207 21H209V20H207ZM213 21V20H212ZM246 21V20H245ZM249 21V20H248ZM255 21V20H254ZM28 22V23H27ZM74 23V25L75 24H77V28L76 29H78L79 28V25H81V23L79 22V23ZM98 22V21H97ZM107 22V21H106ZM127 22V21H126ZM140 22H141V20H140ZM169 22V21H168ZM173 21H171V23H172ZM181 22V21H180ZM132 23V22H131ZM142 23V22H141ZM150 23V22H149ZM196 23V22H195ZM236 23V22H235ZM254 23V22H253ZM97 24V23H96ZM120 24V23H119ZM127 23H125V25H126ZM128 24H129V22H128ZM134 24H135V21H134ZM145 24V23H144ZM191 24V23H190ZM198 24V23H197ZM9 25V24H8ZM89 25V24H88ZM107 25V24H106ZM116 25H118V24H116ZM132 25V24H131ZM147 25H148V23H147ZM180 25V24H179ZM182 25V24H181ZM247 25H248V23H247ZM89 26H92V25H89ZM142 26V25H141ZM195 26V25H194ZM196 26H198V25H196ZM112 27V26H111ZM116 27V26H115ZM114 27V28H115ZM119 27V26H118ZM128 27H130V26H128ZM192 27V26H191ZM86 28V27H85ZM87 28H89V27H87ZM109 28H110V26H109ZM36 29V28H35ZM76 29H74V30H76ZM80 29H81V27H80ZM82 29H83V27H82ZM125 29V28H124ZM123 29V30H124ZM192 29H194L195 30V28H193L192 27ZM33 30V29H32ZM52 30V29H51ZM50 30V31H51ZM85 30V29H84ZM90 30V29H89ZM98 30V29H97ZM96 30V32H99V31H97ZM212 30V29H211ZM30 31V30H29ZM41 31V30H40ZM45 31H44V33L43 34H45ZM78 31V30H77ZM86 31V30H85ZM101 31V30H100ZM111 31V30H110ZM115 31V30H114ZM33 32V31H32ZM38 32V31H37ZM79 32V31H78ZM78 32H77V35H79L78 34ZM93 32V31H92ZM92 32H91V34L90 35H94L95 36V33L94 34H92ZM108 32V31H107ZM125 32V31H124ZM132 32V31H131ZM31 33V32H30ZM76 33V32H75ZM74 33V34H75ZM82 33V32H81ZM100 33V32H99ZM115 33H116V31H115ZM121 33H123L122 31H121ZM33 34V33H32ZM35 34V33H34ZM38 34V33H37ZM88 34V33H87ZM97 36H99L98 34H96ZM36 36H38V35H36ZM47 37V35L45 34V35H42V37ZM76 36V35H75ZM80 36V35H79ZM96 36V37H97ZM121 36H122V34H121ZM40 37V36H39ZM41 37V38H42ZM65 38V39H64ZM84 38H87L86 36L84 37ZM91 38H93L94 40H95V38L94 37H91ZM90 36H89V38H87L86 40L89 42L90 41ZM37 39V40H36ZM49 39V38H48ZM76 39V38H75ZM79 39V38H78ZM3 40V39H2ZM40 40H43V39H40ZM86 40H85V42H86ZM16 42H18L17 44H18V46H17V48H18V52H14L13 54H11L12 53V48H13V46H14V44L16 43ZM74 41H71V43H73ZM76 42V41H75ZM91 42V41H90ZM97 42V41H96ZM228 42V41H227ZM38 43V42H37ZM52 43V42H51ZM54 43H52V45L54 44ZM93 43V42H92ZM92 43H89V44H92ZM4 44V43H3ZM60 44V46H61V43H59ZM230 44V43H229ZM55 45V44H54ZM64 44H62V46H63ZM71 46V45H70ZM76 46V45H75ZM84 46V45H83ZM85 46H87V45H85ZM84 46V47H85ZM69 47V46H68ZM89 47V46H88ZM87 47V48H88ZM91 47V46H90ZM228 47V46H227ZM230 47V46H229ZM228 47V48H229ZM17 48H15V49H17ZM37 48V47H36ZM55 48V47H54ZM63 49H65V48H63ZM69 49V48H68ZM71 49V48H70ZM69 49V50H70ZM85 49V48H84ZM37 50V49H36ZM35 50V51H36ZM31 51V50H30ZM52 51V50H51ZM71 51H72V49H71ZM85 51V50H84ZM0 52H2L1 50H0ZM11 52V53H10ZM63 52H65V51H63ZM228 52V51H227ZM29 53H31V52H29ZM32 53H33V51H32ZM46 53V52H45ZM35 54V53H34ZM49 54V53H48ZM57 54V53H56ZM60 54V53H59ZM222 54H224V53H222ZM3 55V53L0 55V57ZM69 55V54H68ZM72 55V54H71ZM28 56H29V54H28ZM34 56V55H33ZM125 58H126V56H124ZM33 58V57H32ZM99 59H100V57H98ZM122 58H123V56H122ZM1 59V58H0ZM34 60H35V58H33ZM98 59V60H99ZM130 59V58H129ZM129 59H127L128 61H129ZM132 59V58H131ZM130 59V60H131ZM94 60V59H93ZM204 60V59H203ZM33 61V60H32ZM88 61V60H87ZM100 61V63H101V60H99ZM103 61V60H102ZM120 61V60H119ZM124 61H125V59H124ZM132 61V60H131ZM134 61V60H133ZM92 62V61H91ZM96 62V61H95ZM94 62V63H95ZM126 62V61H125ZM201 62V61H200ZM204 62V61H203ZM33 63V62H32ZM2 65H3V63H1ZM0 64V65H1ZM30 64H31V62H30ZM98 64V63H97ZM112 64V63H111ZM119 64V63H118ZM125 63L123 62V64L122 65H124ZM127 64H129L130 65V63H127ZM133 64V63H132ZM139 64V63H138ZM141 64V63H140ZM140 64L139 65H137L138 67L140 66ZM205 64V63H204ZM203 64V65H204ZM34 65V64H33ZM32 65V66H33ZM112 65H114V63L112 64ZM112 65H110V66H112ZM128 65V66H129ZM200 65H202V64H200ZM7 66V65H6ZM94 66V65H93ZM121 66V65H120ZM131 66V65H130ZM133 66V65H132ZM188 66V65H187ZM191 66V65H190ZM205 66V65H204ZM89 67V66H88ZM105 67V66H104ZM118 67H119V65H118ZM116 68V69H119V68ZM195 67H196V65H195ZM3 68V67H2ZM13 68V67H12ZM56 67H53V69H55ZM91 68H93V67H91ZM113 68V67H112ZM123 68V67H122ZM126 66H125V70H126ZM185 68V67H184ZM183 68V69H184ZM202 68H203V66H202ZM15 69V68H14ZM108 69V68H107ZM114 69V68H113ZM128 69V68H127ZM133 69H134V66H133ZM136 69V68H135ZM179 69V68H178ZM188 69V68H187ZM2 70H4V69H1L0 71H1V73H2ZM28 69H26V71H27ZM61 70V69H60ZM64 70V69H63ZM101 70H102V68H101ZM103 70H105V69H103ZM110 70H112L111 68H110ZM124 70V71H125ZM130 70V69H129ZM128 70V71H129ZM186 70V69H185ZM194 70V69H193ZM202 70V69H201ZM6 71V70H5ZM124 71H121V72H123V74H124ZM127 71V70H126ZM135 71H137V69L135 70ZM140 71V70H139ZM181 71V70H180ZM179 71V72H180ZM203 71V70H202ZM57 72V71H56ZM63 72V74H65L64 73V71H62ZM120 72V71H119ZM178 72V73H179ZM198 72V71H197ZM196 72V73H197ZM199 72H200V70H199ZM205 72V71H204ZM203 72V73H204ZM3 73H4V71H3ZM30 73V72H29ZM69 73V72H68ZM115 73V72H114ZM127 73V72H126ZM130 73V72H129ZM137 73V72H136ZM151 73V72H150ZM178 73H176V74H178ZM183 73H185V71L183 72ZM194 73V72H193ZM20 74L18 75L19 77H20ZM27 74H28V72H27ZM100 74V73H99ZM113 74V73H112ZM122 74V75H123ZM146 74V73H145ZM154 74V73H153ZM170 74V73H169ZM202 74V73H201ZM200 74V75H201ZM4 75V74H3ZM14 75V76H15ZM57 75V74H56ZM92 75V74H91ZM110 75V74H109ZM122 75H121V77H122ZM143 75V74H142ZM171 75H172V73H171ZM179 75V74H178ZM205 75V74H204ZM12 76H13V73H12ZM17 76V75H16ZM62 76V75H61ZM65 76V79H67L66 78V75H64ZM144 76V75H143ZM182 76V75H181ZM192 76V75H191ZM130 77H132V76H130ZM134 77V76H133ZM137 77V76H136ZM135 77V78H136ZM173 77H174V73H173ZM180 77V76H179ZM193 77H194V75H193ZM195 77H196V75H195ZM10 78H11V75H10ZM26 78V77H25ZM96 78V77H95ZM98 78V77H97ZM95 79L96 81H98V79ZM106 78V77H105ZM116 78H117V76H116ZM115 78V79H116ZM188 78V77H187ZM203 78V77H202ZM12 79V78H11ZM10 79V80H11ZM15 80H18V79H16V78H14ZM60 79V78H59ZM61 79H62V77H61ZM60 79V80H61ZM108 79V78H107ZM111 79H113V78H111ZM115 79H114V82H115ZM118 79V78H117ZM128 79V78H127ZM142 80H143V77L141 78ZM150 79V78H149ZM167 79H168V77H167ZM175 79V78H174ZM182 79V78H181ZM184 79V78H183ZM182 79V80H183ZM13 80V79H12ZM91 80V79H90ZM94 80V79H93ZM100 80H102V79H100ZM126 80V79H125ZM124 80V81H125ZM181 80V81H182ZM194 80V79H193ZM195 80H197V79H195ZM200 80V79H199ZM92 81V80H91ZM109 81V80H108ZM117 81V80H116ZM134 81V80H133ZM133 81H130V80H126L124 83H123V81H122V83H123V86L122 87H120V90H122L121 91V93H122V96L124 95V94H128V93H130V91L132 92V88H133V83L135 82H133ZM169 81H171V79L169 80ZM178 80H176V82H177ZM180 81V82H181ZM183 81H185V80H183ZM186 81H188L187 79H186ZM192 81V80H191ZM203 80H201V82H202ZM117 82H119V80L117 81ZM139 82V81H138ZM146 82V81H145ZM176 82H174V84L176 83ZM196 82V81H195ZM97 83V82H96ZM95 83V84H96ZM99 83V82H98ZM103 83V82H102ZM120 83H121V81H120ZM158 83V82H157ZM156 83V84H157ZM182 83V82H181ZM184 83H186V82H184ZM199 83V82H198ZM203 83V82H202ZM234 83V82H233ZM238 83V82H237ZM236 83V84H237ZM6 84H7V81H5V79L1 76V74H0V89H4L5 88V86H6ZM110 84V83H109ZM117 84V83H116ZM116 84H114V86L116 85ZM15 85V84H14ZM158 85H161V84H158ZM158 85H153V86H158ZM170 85V84H169ZM177 85H179V84H177ZM185 85V84H184ZM24 86V85H23ZM97 86H101L100 85V83H99V85H97ZM96 86V87H97ZM118 86V85H117ZM139 86V85H138ZM137 86V87H138ZM168 86V85H167ZM189 86V85H188ZM192 86V85H191ZM197 86V85H196ZM195 86V87H196ZM15 87H17V86H15ZM94 87V86H93ZM99 87H97V89H96V91L98 92L99 90H100V88ZM102 87V86H101ZM108 87H110L109 89H110V91H107V90H109V89H107V90H105V88H108ZM136 87V86H135ZM136 87V88H137ZM148 87L149 86H144V87H142V89H143V91H148L147 89H148ZM151 87V86H150ZM159 87V86H158ZM171 87H173V86H171ZM183 87V86H182ZM237 87H239V86H237ZM24 88V87H23ZM102 88H104L103 90H102V92H100L99 91V94L100 93H103L104 94V96L106 95V96H108V99H105V100H107V102L105 103V104H107V111H106V113H105V117L103 116L102 118V121H100V123H102L105 127H108V128H110L111 126L112 127H114L115 126V124L118 122V121H121V119H122V117H125V116H123V114L124 115H126V117L125 118H127V120H125L126 122L129 120L130 121V119H128V118H130V114L133 112L134 113V111H132L133 110V106H131L132 107V109L129 107L130 106V104H128V103H126L127 104V108H124V109H126V111L123 109V107L120 105V107L123 109H118V108H120L118 105L117 106H115V107H118V108H115L113 105H111V102L113 103V101L115 102V100L113 99V97L111 98V96L110 95H114L113 93H114V91L116 90V93L117 94H120L121 95V93H119L120 92V90L119 91H117V89H115L114 91H113V93H111V89H113V86H112V88H111V86L109 85H107L106 83L104 84V86L102 87ZM115 88H116V86H115ZM152 89H154L153 87H151ZM180 88V87H179ZM205 87H203V89H204ZM15 89V88H14ZM119 89V88H118ZM150 89V88H149ZM177 89V88H176ZM199 89V88H198ZM202 89V90H203ZM237 89V88H236ZM13 90V89H12ZM151 90V89H150ZM156 90V89H155ZM155 90H151V92L152 91H155ZM20 91V90H19ZM90 91V90H89ZM159 91V90H158ZM172 90H170V92H171ZM182 91V90H181ZM198 91V90H197ZM205 91V90H204ZM9 92V91H8ZM13 92V91H12ZM15 92V91H14ZM93 92V91H92ZM91 92V93H92ZM95 92V91H94ZM93 92V93H94ZM97 92H96V94H97ZM106 92V93H105ZM109 92V93H108ZM140 92V91H139ZM138 92V93H139ZM144 92V93H145ZM150 92V91H149ZM148 92V93H149ZM4 93H6V92H4ZM18 93V92H17ZM22 93V92H21ZM92 93V94H93ZM115 93V94H116ZM133 93H137V92H134L133 91ZM143 93V92H142ZM139 94L142 98L144 97V94ZM161 93H162V91H161ZM176 93V92H175ZM189 93V92H188ZM237 93V92H236ZM13 94V93H12ZM11 94V95H12ZM15 94V93H14ZM95 94V95H96ZM146 94V93H145ZM151 93H149V95H150ZM174 94V93H173ZM191 94H192V92H191ZM197 94V93H196ZM201 94V93H200ZM199 94V95H200ZM206 94V93H205ZM4 95H7V94H3V97H4ZM90 95V94H89ZM98 95V94H97ZM119 95V98H120V100L122 99L121 97L122 96H120ZM130 95H132V93L130 94ZM138 95V94H137ZM203 95V94H202ZM235 95V94H234ZM16 96V95H15ZM18 96V95H17ZM92 96V95H91ZM101 96V95H100ZM100 96H99V98H100ZM110 96V97H109ZM117 96V95H116ZM124 96H126V95H124ZM123 96V97H124ZM140 96H139V98H140ZM158 96H160V95H158ZM178 96V95H177ZM7 97V96H6ZM9 97H10V95H9ZM12 97H13V95H12ZM94 97V96H93ZM96 97H98V96H96ZM101 97H103V96H101ZM132 97L134 98V97H136V96H133L132 95ZM131 97V98H132ZM147 97V96H146ZM145 97V100H148L147 98ZM200 97H201V95H200ZM2 98V97H1ZM103 98H105V97H103ZM137 98V97H136ZM136 98H134V99H136ZM169 98H171V96L169 97ZM7 99H10V98H7ZM96 99V98H95ZM113 100V101H111V100ZM157 99V98H156ZM173 99H174V97H173ZM173 99H172V101H173ZM179 99V98H178ZM55 100V99H54ZM102 100V99H101ZM124 100H125V97H124ZM160 100V102H161V99H159ZM166 100H168V98L166 99ZM165 100V101H166ZM171 100V99H170ZM14 101V100H13ZM17 101V100H16ZM38 101V100H37ZM50 100H48L47 102H49ZM131 101H133L132 99H131ZM135 101V100H134ZM152 101H153V98H152ZM139 102V101H138ZM138 102L136 101V104H137V107H138ZM147 102V101H146ZM145 101H144V103H145V105H147V103H146ZM8 103V101H4V100H2V102H0V107L2 106V105H12V104H7ZM37 103V102H36ZM54 103V102H53ZM144 103L142 104V102H141V104L142 105H140V107L141 106H143L144 105ZM172 103V102H171ZM44 104H45V102H44ZM52 104V103H51ZM117 104V103H116ZM136 104H135V106L134 107H136ZM149 104V103H148ZM151 104V103H150ZM154 104V103H153ZM155 104H157V103H155ZM154 104V105H155ZM159 104H161V103H159ZM115 105V104H114ZM6 106V107H7ZM19 106V105H18ZM36 106V105H35ZM112 106H113V108H112ZM125 106V105H124ZM149 106V105H148ZM156 106V105H155ZM155 106H153V107H155ZM159 106V105H158ZM166 106V105H165ZM15 107V106H14ZM103 107V106H102ZM126 107V106H125ZM139 107V108H140ZM222 107H223V105H222ZM9 109H10V107H8ZM13 108V107H12ZM18 108V107H17ZM40 108V107H39ZM45 108H46V106H45ZM142 108V107H141ZM140 108V109H141ZM158 108V107H157ZM1 109V108H0ZM51 109V108H50ZM105 109H106V107H105ZM129 111H128V110ZM153 109V108H152ZM161 109H163V108H161ZM160 109V110H161ZM224 109V108H223ZM4 110V106H3V108H2V111ZM11 110V109H10ZM40 110V109H39ZM38 110V111H39ZM44 110V109H43ZM145 110H147V109H145ZM144 110V107H143V111H145ZM150 110V109H149ZM148 110V111H149ZM15 111V110H14ZM17 111V110H16ZM16 111H15V113H16ZM131 111V112H130ZM154 111V110H153ZM225 111H226V109H225ZM89 112V111H88ZM128 113V115H127V113ZM142 112V111H141ZM229 112V111H228ZM3 113V112H2ZM10 113V112H9ZM126 113V114H125ZM138 113V112H137ZM145 113V112H144ZM143 113V114H144ZM148 113V112H147ZM146 113V114H147ZM225 113V112H224ZM39 114V113H38ZM46 114V113H45ZM90 114V113H89ZM226 114V113H225ZM8 115V114H7ZM11 115V114H10ZM15 115V114H14ZM31 115V114H30ZM36 115V114H35ZM85 115H87V114H85ZM152 115V114H151ZM6 116V115H5ZM29 116V115H28ZM72 116V115H71ZM133 116V115H132ZM132 116H131V118H132ZM144 116V115H143ZM142 116V117H143ZM146 116V115H145ZM25 117V116H24ZM23 117V118H24ZM41 117V116H40ZM44 117V116H43ZM68 117H70V116H68ZM68 117L66 118V120L64 119L63 121H67V119H68ZM80 117V116H79ZM86 117V116H85ZM101 117V116H100ZM149 117H150V115H149ZM154 117V116H153ZM11 118V117H10ZM13 118H14V116H13ZM29 118H32V117H30L29 116ZM35 118H36V116H35ZM42 118V117H41ZM73 118V117H72ZM81 118H83V117H81ZM152 118V117H151ZM163 118V117H162ZM166 118V117H165ZM6 119V118H5ZM8 119H9V117H8ZM34 119V118H33ZM43 119V118H42ZM50 119V118H49ZM79 119V118H78ZM86 119V118H85ZM246 119V118H245ZM258 119V118H257ZM21 120V119H20ZM39 120V119H38ZM53 120V119H52ZM58 120V119H57ZM82 120V119H81ZM87 120H89V119H87ZM124 120V119H123ZM146 120H148V119H146ZM160 120H161V118H160ZM44 121V120H43ZM48 121V120H47ZM82 121H85V122H83V123H86L87 124V122H86V120H82ZM98 121V120H97ZM96 121V122H97ZM124 121V122H125ZM139 121V120H138ZM149 121V120H148ZM157 121H159V120H157ZM258 121V120H257ZM256 121V122H257ZM4 123H5V121H3ZM18 122V121H17ZM21 122H23V121H21ZM33 122V121H32ZM37 122V121H36ZM36 122H34V123H36ZM58 122V121H57ZM80 122V121H79ZM94 122V121H93ZM150 122H152V120L150 121ZM155 122V121H154ZM161 122H163L162 120H161ZM249 122H251V121H249ZM15 123V122H14ZM13 123V124H14ZM24 123V122H23ZM22 123V124H23ZM27 123V122H26ZM29 123H30V121H29ZM29 123H28V125H29ZM51 123V122H50ZM50 123H47L48 125L50 124ZM128 123H130V122H128ZM141 123V122H140ZM140 123L138 124V125H140ZM263 123V122H262ZM3 124V123H2ZM7 124V123H6ZM17 124V123H16ZM45 124V123H44ZM64 124V123H63ZM68 124V123H67ZM71 124V123H70ZM82 124V123H81ZM91 126L93 127V125H97V124H93L92 123V120H91ZM118 124V123H117ZM155 124V123H154ZM158 124H160V123H158ZM220 124V123H219ZM226 124V123H225ZM9 125V124H8ZM20 125V124H19ZM33 125V124H32ZM51 125V124H50ZM128 125H130V124H128ZM149 125V124H148ZM11 126V125H10ZM15 127H16V125H14ZM60 126V125H59ZM127 126V125H126ZM221 126V125H220ZM262 126V125H261ZM3 127V126H2ZM8 127V126H7ZM24 127V126H23ZM30 127V126H29ZM50 127H53V126H49V128ZM54 127H55V125H54ZM64 127V126H63ZM66 127V126H65ZM111 127V128H112ZM128 127V126H127ZM163 127V129L165 130V128H164V126H162ZM161 127V128H162ZM214 127V126H213ZM216 127V126H215ZM13 128V127H12ZM17 128H19L18 126H17ZM31 128V127H30ZM34 128V127H33ZM56 128V127H55ZM58 128V127H57ZM62 128V127H61ZM68 128H70V127H68ZM95 128V127H94ZM93 128V129H94ZM110 128V129H111ZM115 128V127H114ZM113 128V130H115ZM141 128H143V127H141ZM184 128H185V126H184ZM189 128V127H188ZM217 128H218V126H217ZM220 128V127H219ZM218 128V129H219ZM222 128V127H221ZM71 129V128H70ZM73 129V128H72ZM76 129H77V127H76ZM157 129H159V128H157ZM163 129H162V131H163ZM178 129H179V127H178ZM190 129H191V127H190ZM200 129V128H199ZM210 129V128H209ZM224 129V128H223ZM261 129V128H260ZM37 130H38V128H37ZM52 130H54V129H52ZM57 130V129H56ZM68 130V129H67ZM130 130V129H129ZM136 130V129H135ZM138 130H140V129H137V131ZM185 131H188V129L186 130V128L184 129ZM193 131L195 130V129H192ZM203 130V129H202ZM214 130V129H213ZM17 131V130H16ZM60 131H61V129H60ZM64 131V130H63ZM89 131V130H88ZM96 131V130H95ZM110 131V130H109ZM154 131H156V130H154ZM159 131V130H158ZM176 131V130H175ZM177 131H179V130H177ZM176 131V132H177ZM217 131V130H216ZM221 131H223V130H221ZM231 131V130H230ZM230 131H229V133H230ZM264 131V130H263ZM9 132H11V131H9ZM27 132V131H26ZM34 132V131H33ZM43 132V131H42ZM47 132V131H46ZM50 132V131H49ZM70 132V131H69ZM100 132H102L101 130H100ZM106 132V131H105ZM113 132V131H112ZM119 132V131H118ZM121 132V131H120ZM129 132V131H128ZM128 132H124V134L125 133H128ZM157 132V131H156ZM156 132H154V133H156ZM180 132V131H179ZM184 132V131H183ZM189 132V131H188ZM218 132V131H217ZM23 133V132H22ZM48 133V132H47ZM51 133V132H50ZM53 133V132H52ZM76 133V132H75ZM137 133V132H136ZM150 133V131L148 132V134ZM163 133V132H162ZM174 132H172V134H173ZM193 133H195V135H196V132H193ZM192 133V134H193ZM215 133V132H214ZM244 132H242V134H243ZM10 134V133H9ZM24 134V133H23ZM27 134V133H26ZM35 134V133H34ZM43 134V133H42ZM102 134V133H101ZM111 135H113L112 133H110ZM118 134V133H117ZM129 134V133H128ZM134 134V133H133ZM147 134V135H148ZM189 134V133H188ZM198 134V133H197ZM210 134V133H209ZM220 134H222V133H220ZM224 134V133H223ZM254 134V133H253ZM33 135V134H32ZM89 135H90V133H89ZM100 135V134H99ZM119 135H121V133L119 134ZM132 134H130V135H128V139H126V142H128V145L127 146H124V151L122 152V158H121V156H120V158L123 160V161H121V163L122 164H120V158H119V162H118V159L117 160H115V163L116 162H118V166L120 165L121 166V170H120V168H119V170H120V172L122 173L121 174V176H122V178L120 179V180H123L124 181V185L122 186V187H117L115 184H116V182L114 181V174H115V172L117 171H113V170H110V169H113V167H111V166H113V164L112 165H108V164H106V166L104 165L105 163H101V162H99L98 161V158L99 157H101V156H99V155H97V150L98 149H96L97 148V146H100V145H97L96 144V146H95V144H94V147L92 146V148H91V145H90V149H91V151L90 152H92V154H90L91 156L93 155V158L89 161V163H91V164H87L88 166L89 165H92L93 167H91V166H86V167H88V169L87 170H92L91 172H87V171H85V169H84V167L85 166H83L82 167V162H81V168H82V172H80V174H78L77 172H75L77 175H73L72 173H71V171H70V169H74L72 166H71V164L70 163H68V165L66 166L65 164H64V166H66L65 168H66V171H64V173L62 174V176H60L61 175V173H59L60 175H55V174H57L58 173V171H57V173H52V171H51V174H52V176H53V174H54V176H55V179H54V176H53V178H52V180H53V184H55L54 185V188H55V186H60L61 187V189L60 190H62L63 192V195H64V197H66L65 199H66V203L68 204L67 206L68 207H72L71 205H75V207H76V209L72 212V211H70V212H72L71 214H70V212H68L69 213V215L70 216H72V217H69L70 219H72V221L70 220L69 221V223H71L72 222V228L73 229H75V231L76 230H80L81 232L82 231H84L86 228H88L89 230H85L84 232H87V231H89V233H90V231L92 230V234H93V232H95V231H93V229H95V230H100V234H102L104 237H105V239L107 238V237H110V236H107L108 235V231H110L109 233L110 234H114V238L116 239V237H118L119 235H117V229H118V227H122L121 225H123V224H125V225H129V227H131L130 225L132 224V226H133V223H135V218H136V216H138V215H136V214H138L139 212H140V210L141 209H139L138 207V209L137 210H139V212H137V211H135V213L133 212V211H131V209L132 208H134V207H136L138 204H140V206L142 207V210L145 212V215H144V213H143V216H144V219H145V221H147L146 223L147 224H149L151 227H153V230L155 229H157V227H158V223H159V221H158V218L161 220H163V223L164 222H166V223H170L171 221H172V219H174V217H177L178 219L177 220H180L181 222H180V224H183V225H185V229H184V227L183 228H181L180 229V231H178V233H180V236H181V233H187V232H189V230L187 229V227L189 228L190 227V225H191V221H192V217H194V215H196L197 217H200L201 216V218H203V217H207L208 216V214H209V209H208V211H206V209H204V207H203V201H204V198H205V194H207L208 193V191H210V190H212V188H213V184H215L216 182L215 181H213V176H211L212 174H211V172L209 171V170H207V171H209L210 172V175H208V173L209 172H207L206 170V172H207V175L206 174H200V177H199V175L197 176L196 175V177L197 178H199V180L203 183V186L205 185V187H199L198 186V183L199 182H197V180H195V181H191L192 183H189L190 185H192V187L194 188V190L193 191H195L194 193H196V194H194L193 192H192V195L194 194V195H196V196H190V194L189 193H187L184 189H183V192L184 193H187L186 195L183 193V197H184V195L185 196H187V195H189L188 197H186L188 200H185V202L182 204L183 206L181 207V206H177L178 204H179V202H178V204H174V202H173V204H169L168 202H167V204H166V202H165V200L167 199V197H169L168 195L170 194V192L171 191H169V193H168V191L167 192H165L166 190H165V186H162V187H158L156 184L158 183H156L155 182V177L156 176H154L153 174H154V172L152 173V170L151 169H148V166H150V165H148L149 163L148 162H142V161H140V159H139V157L141 156V154L144 152V150H145V148H148L147 146H146V143H149L146 139H144V140H146V141H143V140H138V139H135V138H133V136H131ZM176 135V134H175ZM194 135V136H195ZM203 135V134H202ZM211 135H212V133H211ZM219 135V134H218ZM218 135H213L214 137L215 136H218ZM225 135V134H224ZM246 135V134H245ZM250 135V134H249ZM261 135V134H260ZM11 136H12V134H11ZM20 136V135H19ZM36 136V135H35ZM50 136V135H49ZM49 136H47L46 135V139L47 138H50ZM76 136V135H75ZM87 136H88V134H87ZM90 136H92V135H90ZM117 137H118V135H116ZM121 136H123V135H121ZM141 136H142V133H141ZM161 136H162V134H161ZM160 135H159V133H156L155 134V137H154V139L155 140H153V139H151V141L153 142V143H155V142H157V143H159V141H160V137H161ZM172 136V135H171ZM190 136V135H189ZM197 136V135H196ZM252 135H250V137H251ZM255 135H253V139H254V141H256L257 139H259V137H254ZM263 136V135H262ZM41 137V136H40ZM39 136H38V139H37V142H38V140L39 139H41ZM42 137H43V135H42ZM45 137V136H44ZM78 136H76V138H77ZM79 137H82V136H79ZM102 137V136H101ZM100 137V138H101ZM125 137V136H124ZM136 137V136H135ZM151 137H152V135H151ZM169 137V136H168ZM173 137H175V136H173ZM214 137H212V138H214ZM230 137V136H229ZM233 137V136H232ZM14 138H15V136H14ZM18 138V137H17ZM35 138V137H34ZM33 138V139H34ZM54 139H56L55 137H53ZM84 138V137H83ZM87 138V137H86ZM90 138H92V137H90ZM98 138V135H97V137H96V139ZM121 138V137H120ZM142 138H144V137H142ZM162 138H164L163 136H162ZM190 138H192V137H190ZM206 138L208 139L209 137H207L206 136ZM210 138H211V136H210ZM261 138V137H260ZM35 139V140H36ZM63 139V138H62ZM95 139V140H96ZM124 139V138H123ZM167 139V138H166ZM169 139V138H168ZM181 139V138H180ZM184 139H185V137H184ZM217 139V138H216ZM228 139H230V138H228ZM256 139V140H255ZM45 140V139H44ZM78 140V139H77ZM125 140V139H124ZM163 140H165V138L163 139ZM162 140V141H163ZM173 140H174V138H173ZM194 140V139H193ZM212 140V139H211ZM219 140V139H218ZM231 140V139H230ZM13 141V140H12ZM24 141V140H23ZM30 141V140H29ZM49 141H50V139H49ZM63 141V140H62ZM82 141V140H81ZM84 141V140H83ZM83 141H82V143H83ZM97 141V140H96ZM101 141V140H100ZM114 141V140H113ZM123 141V140H122ZM150 141V140H149ZM168 141V140H167ZM176 141V140H175ZM179 141V140H178ZM199 141V140H198ZM201 141L202 142H204L203 141V139L202 140H200V142L198 143V145H199V147H200V145H201ZM208 141V140H207ZM217 141V140H216ZM215 141V142H216ZM259 141H260V139L257 141L258 143H259ZM57 142H59V141H57ZM79 142V141H78ZM77 142V143H78ZM99 142V141H98ZM104 142V141H103ZM168 142H170V141H168ZM179 142H181V141H179ZM178 142V143H179ZM184 141H182L180 144H182ZM189 142V141H188ZM187 142V143H188ZM197 142V141H196ZM210 142V140L208 141V143ZM212 142V141H211ZM33 143V142H32ZM31 143V144H32ZM39 143V142H38ZM38 143H36L37 145H39L40 143L41 144H43V142H41V140H40V143L38 144ZM48 143V142H47ZM47 143H46V146H47ZM51 143V142H50ZM56 143V142H55ZM84 143H85V141H84ZM143 143H145V145L143 144ZM167 143V142H166ZM178 143H177V145H178ZM185 143V142H184ZM213 143V142H212ZM211 143V144H212ZM232 143V142H231ZM252 143V142H251ZM261 143V142H260ZM18 144V143H17ZM17 144H15V145H17ZM27 144V143H26ZM30 144V143H29ZM36 144H34L33 143V146L34 145H36ZM58 144V143H57ZM65 144V143H64ZM75 144V143H74ZM87 144V143H86ZM127 144V143H126ZM125 144V145H126ZM160 144V143H159ZM168 144V143H167ZM167 144H166V146H167ZM179 144V145H180ZM188 144H190V143H188ZM196 144V143H195ZM195 144H193V145H195ZM210 144V145H211ZM13 145V144H12ZM25 145V144H24ZM56 145V144H55ZM58 145H60V144H58ZM62 145V144H61ZM82 145L83 144H81V147H82ZM131 145V148L129 147ZM152 145V144H151ZM169 145V144H168ZM171 145V144H170ZM183 145V144H182ZM182 145H181V147H182ZM192 145V146H193ZM197 145V144H196ZM208 145V144H207ZM209 145V146H210ZM213 145V144H212ZM211 145V146H212ZM19 146V145H18ZM23 146V145H22ZM27 146H28V144H27ZM45 145H43V147H44ZM67 146V145H66ZM102 146V145H101ZM104 146H105V144H104ZM122 146V145H121ZM149 146V145H148ZM157 146V145H156ZM159 146V145H158ZM173 146V145H172ZM185 146V145H184ZM220 146V145H219ZM253 146V145H252ZM20 147V146H19ZM54 147V146H53ZM63 147V146H62ZM65 147V146H64ZM67 147H69V146H67ZM66 147V148H67ZM80 147V146H79ZM96 147V148H95ZM127 147H129L130 148V150H129V152H125V149L127 148ZM153 147H155V146H153ZM163 147V146H162ZM169 147H171V146H169ZM176 147V146H175ZM180 147V148H181ZM194 147V146H193ZM203 147H205L204 146V144H203ZM18 148V147H17ZM29 148V147H28ZM35 148V147H34ZM60 148V147H59ZM71 148V147H70ZM99 148V147H98ZM104 148V147H103ZM151 148H152V146H151ZM165 148V147H164ZM177 148H178V146H177ZM180 148H179V151H180ZM195 148H197V147H195ZM194 148V149H195ZM201 148V147H200ZM218 148V147H217ZM217 148H215V149H217ZM222 148V147H221ZM234 148V147H233ZM21 149V148H20ZM31 149V148H30ZM47 149V148H46ZM68 149V148H67ZM72 149V148H71ZM89 149V150H90ZM100 149V148H99ZM106 149V148H105ZM108 149V148H107ZM113 149H115V148H113ZM119 149V148H118ZM117 149V150H118ZM163 149V148H162ZM182 149V148H181ZM187 149V148H186ZM189 149V148H188ZM193 149V148H192ZM191 149V150H192ZM201 149H203V148H201ZM225 149V148H224ZM235 149V148H234ZM28 150V149H27ZM36 150V149H35ZM51 150V149H50ZM56 150V149H55ZM55 150H54V152H55ZM58 150V149H57ZM87 151L88 152V150L85 148L84 149V151ZM110 151H111V149H109ZM116 150V149H115ZM121 150V149H120ZM159 151L161 150V149H158ZM164 150V149H163ZM171 150V149H170ZM170 150H169V152H170ZM200 149L198 148V152H200L201 151V153L203 152V150H200ZM213 150V149H212ZM16 151H18V150H16ZM20 151V150H19ZM21 151H23V153H24V151H25V149H23V150H21ZM59 151V150H58ZM65 151V150H64ZM63 151V152H64ZM70 151H72V150H70ZM73 151H74V153L78 156L80 153V149H73ZM81 151H82V149H81ZM84 151L82 152V153H84ZM108 151V150H107ZM146 151V150H145ZM159 151H158V154H159ZM194 151V150H193ZM207 151H209V150H207ZM214 151V150H213ZM213 151H209L208 153V155H210L211 153H214ZM219 150H217V152H218ZM228 151V150H227ZM230 151V150H229ZM14 152V151H13ZM27 152V151H26ZM52 152H53V150H52ZM53 152V153H54ZM67 152H68V150H67ZM86 152V153H87ZM117 152V151H116ZM119 152V151H118ZM117 152V153H118ZM161 152V154L163 155V156H165V154L164 153H167L168 154V151L166 152V151H160ZM206 152V151H205ZM216 152V153H217ZM220 153H222V151L220 150L219 151ZM218 152V153H219ZM236 152V151H235ZM253 152V151H252ZM22 153V152H21ZM21 153H19V154H21ZM58 153V152H57ZM66 153V152H65ZM69 153V152H68ZM100 153H101V151H100ZM121 153V152H120ZM154 153V152H153ZM178 153V152H177ZM186 153V152H185ZM201 153H200V156H201ZM224 153V152H223ZM230 153V152H229ZM251 153V152H250ZM48 154V153H47ZM50 154V153H49ZM62 154H64V153H62ZM61 154V155H62ZM89 154V153H88ZM87 154V155H88ZM104 154V153H103ZM107 154V153H106ZM151 154V153H150ZM158 154H157V152H156V155L158 156ZM170 154V153H169ZM172 154V153H171ZM170 154V155H171ZM180 154V153H179ZM198 153L197 152H195V155H197ZM203 154H204V156H206L205 154H207V153H204L203 152ZM203 154H202V156H203ZM225 154V153H224ZM227 154V153H226ZM247 154V153H246ZM254 155L256 154V153H253ZM23 155V154H22ZM25 155H27V154H24V156ZM29 155V154H28ZM36 155V154H35ZM41 155V154H40ZM43 155V154H42ZM55 155V154H54ZM54 155H53V157H54ZM72 155H74V154H71V156ZM84 155V154H83ZM86 155V154H85ZM102 155V154H101ZM110 155V154H109ZM144 155V154H143ZM216 155V154H215ZM245 155V154H244ZM253 155V156H254ZM258 155H259V153H258ZM14 156V155H13ZM21 156V155H20ZM34 156V155H33ZM32 156V157H33ZM46 156V155H45ZM49 156V155H48ZM47 156V157H48ZM79 156H81V155H79ZM99 156V157H98ZM103 156V155H102ZM150 156V155H149ZM155 156V155H154ZM157 156H155L156 158H157ZM187 156V155H186ZM220 156H221V154H220ZM223 156V155H222ZM225 157H226V161H227V156L226 155H224ZM252 156V155H251ZM257 156V155H256ZM9 157V156H8ZM11 157V156H10ZM23 157V156H22ZM28 157H30V156H28ZM51 157H52V153H51ZM51 157H49V159L51 158ZM60 157V156H59ZM65 157H67V156H65ZM74 157V156H73ZM76 157V156H75ZM88 157V156H87ZM147 157V156H146ZM174 157V156H173ZM178 157H180V156H178ZM194 157V156H193ZM198 157V159H199V155L197 156ZM197 157L196 158H194V159H197ZM208 156H206V158H207ZM209 157H211V156H209ZM239 157V156H238ZM244 157V156H243ZM263 157V156H262ZM69 158V157H68ZM78 158H80V157H78ZM108 158V157H107ZM109 158H110V156H109ZM115 158V157H114ZM141 158V157H140ZM152 158H153V156H152ZM181 158V157H180ZM182 158H183V156H182ZM202 158H204V157H202ZM213 158H219V157H214V155L212 156V159H211V161L213 160ZM224 158V157H223ZM232 158H233V156H232ZM235 158H237L236 156H235ZM240 158V157H239ZM239 158H238V160H239ZM254 158H256V157H254ZM6 159V158H5ZM13 159V158H12ZM24 159H26V158H24ZM29 159V158H28ZM35 159V158H34ZM41 159V158H40ZM54 159V158H53ZM67 159V158H66ZM65 159V160H66ZM70 159V158H69ZM77 159V158H76ZM139 159V160H138ZM143 159V158H142ZM147 159V158H146ZM149 159V158H148ZM160 159V158H159ZM173 160H174V158H172ZM188 159H192V158H188ZM187 158H186V160H188ZM197 159V160H198ZM221 159V158H220ZM4 160V159H3ZM8 160V159H7ZM7 160H6V162H7ZM9 160H10V158H9ZM19 160V159H18ZM17 160V161H18ZM21 160H22V158H21ZM20 160V161H21ZM27 160V159H26ZM25 160V161H26ZM64 160V161H65ZM68 160V159H67ZM74 160V159H73ZM100 160V159H99ZM110 160V159H109ZM108 160V161H109ZM113 160V159H112ZM164 160V159H163ZM166 160V159H165ZM178 160V159H177ZM182 160V159H181ZM184 160V159H183ZM218 160V159H217ZM216 160V161H217ZM225 160V159H224ZM237 160V159H236ZM258 160V159H257ZM5 161V160H4ZM11 161V160H10ZM13 161H16L15 159L13 160ZM32 162H33V160H31ZM34 161H36V160H34ZM47 161H49V160H47ZM52 162H53V160H51ZM71 161V160H70ZM69 161V162H70ZM75 161V160H74ZM77 161V160H76ZM80 161V160H79ZM102 161V160H101ZM105 161V160H104ZM107 160L105 161V162H107V163H109L110 164V161L108 162ZM162 161V160H161ZM185 161V160H184ZM189 161V160H188ZM188 161H187V163H188ZM196 161V160H195ZM206 161V160H205ZM210 161V160H209ZM209 161H207L206 163L207 164H211ZM219 161V160H218ZM229 161V160H228ZM256 161V160H255ZM259 161V160H258ZM12 162V161H11ZM45 161H43V163H44ZM56 162V161H55ZM54 162V163H55ZM72 163H74L73 161H71ZM150 162V161H149ZM166 162V161H165ZM164 162V163H165ZM194 161H191V165H193L192 163H193ZM209 162V163H208ZM213 163L215 162L214 160L212 161ZM220 162V161H219ZM261 162V161H260ZM3 163H5V162H3ZM2 163V164H3ZM10 163V162H9ZM8 163V164H9ZM14 163V162H13ZM20 163V162H19ZM47 163V162H46ZM49 163H50V161H49ZM48 163V164H49ZM54 163H52V164H54ZM63 162L61 161V163L60 164H62ZM85 163V162H84ZM88 163V162H87ZM160 163V162H159ZM182 163H184L183 161H182ZM186 163V162H185ZM194 163H197V162H194ZM202 163V162H201ZM205 163V162H204ZM218 162H216V164H217ZM227 163V162H226ZM231 163V162H230ZM237 162H235V164H236ZM256 163V162H255ZM258 163V162H257ZM21 164V163H20ZM27 164V163H26ZM32 164V163H31ZM56 164V163H55ZM54 164V165H55ZM59 164V163H58ZM70 164V165H69ZM79 164V163H78ZM163 164V163H162ZM171 164H173V162L171 163ZM198 164V163H197ZM200 164V163H199ZM220 163H218L217 165H219ZM10 165V164H9ZM33 165H34V163H33ZM37 165H38V162H37ZM46 165V164H45ZM80 165V164H79ZM86 165V164H85ZM108 165V166H107ZM157 165V164H156ZM176 165V164H175ZM182 165V164H181ZM185 165V164H184ZM183 165V167H185ZM186 165H189V163L188 164H186ZM216 165V166H217ZM224 165V164H223ZM13 166V165H12ZM15 166V165H14ZM16 166H17V164H16ZM15 166V167H16ZM53 166V165H52ZM116 166V164H114V167ZM168 166V165H167ZM202 166V165H201ZM200 166V167H201ZM213 166V165H212ZM222 166V165H221ZM250 166V165H249ZM5 167V166H4ZM8 167V166H7ZM56 167H58V166H56ZM56 167L54 168V166H53V170H54V172H56ZM61 167V166H60ZM85 167V168H86ZM107 167H110L109 168V170L110 171H106V169L105 168H107ZM154 167V166H153ZM172 167V166H171ZM174 167V166H173ZM187 167H189L190 168V166H187ZM197 167H199V165L197 166ZM225 167V166H224ZM11 168V167H10ZM10 168H9V170H10ZM14 168V167H13ZM91 168V169H90ZM155 168V167H154ZM177 168H180L179 166L177 167ZM177 168L175 169V172L172 174V172L174 171H170V173L172 174V175H174V176H172L171 175V177H174V178H177L175 181L174 180H172V181H174V183H176V181L178 180L179 181V179L181 178V176L184 178V176H186L187 175V179H189V177L192 175V174H195V173H191V168L189 169V168H187V171L185 172H183L182 171V166H181V171L185 174L184 176L183 175H181V174H183V173H180L181 171H179L178 172V170H177ZM210 168V167H209ZM214 168V167H213ZM217 168V167H216ZM233 168H235V167H233ZM248 168V167H247ZM8 169V168H7ZM59 168H57V170H58ZM62 169V168H61ZM83 169H84V171H83ZM115 169H118L117 167H115ZM156 169V168H155ZM174 169V168H173ZM184 169V168H183ZM193 169V168H192ZM196 169V168H195ZM249 169V168H248ZM6 169L4 168V171H5ZM11 170H12V168H11ZM63 170V169H62ZM75 170V169H74ZM151 170V171H150ZM157 170V169H156ZM177 170V171H176ZM185 170H186V168H185ZM202 170V169H201ZM233 170V169H232ZM264 170V169H263ZM50 171V170H49ZM75 171H77V170H75ZM111 171H113L112 172V175H113V177L112 176H109V175H111ZM155 171V170H154ZM162 171V170H161ZM194 171V170H193ZM200 171V170H199ZM204 171V172H205ZM215 171H216V169H215ZM218 171V170H217ZM227 172L229 171V170H226ZM244 171V170H243ZM247 171V170H246ZM19 171L17 170V173H18ZM34 172V171H33ZM36 172V171H35ZM223 172V171H222ZM235 171H233V173H234ZM245 172V171H244ZM9 173V172H8ZM11 174H14L15 175V173H13L12 171L10 172ZM38 173V172H37ZM50 173V172H49ZM48 173V174H49ZM119 173V172H118ZM158 173V171L156 172V174ZM162 173V172H161ZM169 173V172H168ZM169 173V174H170ZM202 173V172H201ZM229 173V172H228ZM10 174V175H11ZM155 174V175H156ZM229 174H231V173H229ZM253 174V173H252ZM5 175H6V172H5ZM9 174H7V176H10ZM44 175V174H43ZM158 175V174H157ZM188 175H189V177H188ZM225 175V174H224ZM2 176V175H1ZM17 176V175H16ZM16 176H14V177H16ZM49 176H51V175H49ZM116 176V175H115ZM118 176H119V174H118ZM118 176H116V177H118ZM120 176V177H121ZM192 176H194V175H192ZM191 176V177H192ZM209 176H211L210 178H209ZM232 176V175H231ZM258 176H260V175H258ZM257 175H255V177H258ZM4 177V176H3ZM12 177V176H11ZM20 176L18 175V178H19ZM26 177V176H25ZM33 177H34V175H33ZM35 177H36V175H35ZM38 177H39V173H38ZM41 178H42V176H40ZM139 177V179L142 181V183H141V186L139 187V188H134V187H132V188H130V187H128V183H130L131 181H134L133 180V178H138ZM161 177V176H160ZM163 177V176H162ZM195 177V176H194ZM229 177V176H228ZM9 178V177H8ZM18 178H17V180H18ZM40 178V179H41ZM44 178V177H43ZM47 178H48V176H47ZM166 178V177H165ZM186 178H184V180H182V179H180V180H182L183 182L184 181H186ZM224 178V177H223ZM258 178H260V186H257L258 188H257V190H261L260 191V195H262V193L261 192H263V195H264V180H263V178L261 179V177H258ZM13 179V178H12ZM157 179V178H156ZM158 179H159V177H158ZM158 179H157V181H158ZM162 179V178H161ZM164 179V178H163ZM217 179V178H216ZM216 179H214V180H216ZM225 179H226V177H225ZM255 178H253V180L252 181H255L254 180ZM2 180V179H1ZM23 180V179H22ZM43 180V179H42ZM45 180V179H44ZM111 180H113V182L111 181ZM118 180V179H117ZM160 180V179H159ZM227 180V179H226ZM27 181V180H26ZM25 181V183H27ZM122 181V182H123ZM140 181V182H141ZM167 181V180H166ZM178 181H177V183H178ZM217 181V180H216ZM259 181L257 180V182L259 183ZM19 182V181H18ZM48 182V181H47ZM119 182V181H118ZM121 182V183H122ZM154 182L156 183V184H154ZM187 182V181H186ZM196 182H197V184H196ZM215 182V183H214ZM5 183V182H4ZM37 183V182H36ZM42 183V182H41ZM44 183V182H43ZM115 183V184H114ZM120 183V184H121ZM180 183V182H179ZM182 183V182H181ZM180 183V184H181ZM188 183V182H187ZM187 183H185L184 185H186V186H190V185H187ZM218 183H219V181H218ZM13 184V183H12ZM46 184V183H45ZM50 184V183H49ZM52 184V183H51ZM114 184V185H113ZM120 184H119V186H120ZM136 184V183H135ZM209 184H211L210 186H209ZM250 184H251V182H250ZM250 184H249V186H250ZM253 184H254V182H253ZM3 185V184H2ZM7 185V184H6ZM5 185V186H6ZM26 185V184H25ZM35 185V184H34ZM37 185V184H36ZM197 185V186H196ZM202 185V184H201ZM255 185V184H254ZM257 185V184H256ZM8 186V185H7ZM18 186V185H17ZM23 186V185H22ZM41 186V185H40ZM44 186V185H43ZM159 186H160V184H159ZM247 186V185H246ZM11 187V186H10ZM26 187V186H25ZM25 187H23V188H25ZM33 187V186H32ZM36 187V186H35ZM45 187V186H44ZM165 187V188H164ZM185 187V186H184ZM192 187L191 188H189V190H188V192H191L192 191ZM252 187V186H251ZM260 187V188H259ZM1 188V187H0ZM6 188H8V187H6ZM5 188V189H6ZM34 188V187H33ZM78 188V191H76L75 192V190ZM163 188H164V190H163ZM169 188V186L166 188V189H168ZM183 188V187H182ZM241 188V187H240ZM253 188V187H252ZM3 189V188H2ZM28 189V188H27ZM175 189V188H174ZM190 189H191V191H190ZM196 189V190H195ZM243 189H245V187L243 188ZM4 190V189H3ZM9 190V189H8ZM18 190V189H17ZM19 190H20V188H19ZM41 190V189H40ZM49 191V190H48ZM54 191V190H53ZM175 191V190H174ZM1 192H2V190H1ZM18 192V191H17ZM16 192V193H17ZM38 192V191H37ZM46 192V191H45ZM205 192H207V193H205ZM58 193V192H57ZM60 193V192H59ZM58 193V194H59ZM8 194V193H7ZM15 194V193H14ZM19 194V193H18ZM27 194V193H26ZM31 194V193H30ZM38 194H39V192H38ZM45 194V193H44ZM168 194V195H167ZM181 194H182V191H181ZM180 194V195H181ZM214 194V193H213ZM256 194V193H255ZM1 195V194H0ZM20 195V194H19ZM22 195V194H21ZM20 195V196H21ZM52 195V194H51ZM259 194L257 195L258 197L260 196ZM16 196V195H15ZM15 196H13V197H15ZM58 196H60V195H58ZM181 196V197H182ZM2 197V196H1ZM1 197H0V199H1ZM9 197V196H8ZM10 197H11V195H10ZM19 197V196H18ZM34 197V196H33ZM32 197V198H33ZM45 197V196H44ZM182 197V198H183ZM214 197V196H213ZM5 198V197H4ZM40 198V197H39ZM57 198V197H56ZM61 198V197H60ZM171 198V197H170ZM173 198V197H172ZM182 198H180V199H182ZM191 198V199H190ZM219 198V197H218ZM260 198V197H259ZM10 199V198H9ZM8 199V200H9ZM13 199V198H12ZM11 199V200H12ZM21 199V200H20ZM53 199V198H52ZM58 199V198H57ZM57 199H53L52 201H50V202H52L53 203V201H57ZM64 199V200H65ZM179 199V200H180ZM207 199V198H206ZM258 199V198H257ZM262 199V198H261ZM6 200V199H5ZM4 200V202H6L7 203V201H5ZM51 200V199H50ZM59 200V199H58ZM168 200V199H167ZM178 200V201H179ZM263 200V199H262ZM1 201V200H0ZM14 201V200H13ZM18 201V200H17ZM170 201V200H169ZM2 202H3V200H2ZM9 202H12V201H9ZM49 202V204H46V203H44V205L46 206H43V205H41V206H43V208L45 209H42L41 208V206H38V207H40L39 209L40 210H44V211H46L45 212V216H44V218H42L41 216H42V214H41V216L39 217V221H40V223L42 224V225H40V224H38V226L40 225V228H41V226H42V228H41V230H42V235H43V237H44V239H45V237H47L48 238V240H49V238L52 240H50V242H47L48 244L46 245V247L48 246V245H50V246H48V248L47 249H49V251L51 250V251H53L52 253V257H55V258H52L51 260H49V258H51L50 256H49V258H47L46 260H45V262H44V264L45 263H48L49 261H53L54 262V260H56V258L58 259V260H60L58 257H62V260H63V256H65L64 257V260H65V258H67V262H68V264H87V262H86V260H88L87 259V257H88V255H86V253H84V251H82V252H80L79 250H77L76 248H77V246L75 247V245L77 244V243H75V242H77L79 239H77V241H76V239H74L75 238V236H73V234H72V232H70L71 234H72V236H73V238H72V236L70 237V233L69 232H66V234H68L69 235V237H66V236H68V235H65V236H63V235H61L62 236V238L63 237H65L63 240H61V239H58V238H60V237H58L57 239H56V237L54 236V233L56 232V230H55V227L53 226V224L54 223H50V219L51 218H53L52 216L50 217L49 216V212L51 211L50 209H52L53 207H50V205H51V203ZM177 202V201H176ZM15 203H17V202H15ZM36 203H37V201H35L34 202V199L32 200V199H30L29 197L27 198H19V202L17 203V204H19L20 206L22 205V206H24L25 208L27 207L28 209H30V211L32 210V209H34L37 205H36ZM74 203V204H73ZM128 204V206L126 207V208H124V210L123 209H121V208H123V204ZM181 203V202H180ZM216 203V202H215ZM221 203V202H220ZM4 204V203H3ZM2 204V205H3ZM17 204H16V206H17ZM41 204V203H40ZM43 204V203H42ZM56 204V203H55ZM209 204V203H208ZM7 205H9L10 206V204H7ZM6 205V206H7ZM18 205V207H20ZM38 205H39V201H38ZM49 205V206H48ZM123 205V206H122ZM179 205H181V204H179ZM211 205H212V203H211ZM214 205V204H213ZM8 206V207H9ZM21 206V207H22ZM54 206V209H55V207L57 206H55V205H53ZM59 206V205H58ZM256 206V205H255ZM4 207H5V205H4ZM11 207H13V206H11ZM129 207H130V209H129ZM179 207H181V208H179ZM67 208V207H66ZM17 209V208H16ZM36 209V208H35ZM74 209V208H73ZM135 209V208H134ZM219 209V208H218ZM2 210V209H1ZM23 210V209H22ZM25 210V209H24ZM23 210V211H24ZM39 210V211H40ZM59 210V209H58ZM66 210H72V209H66ZM211 210V209H210ZM3 211V210H2ZM38 211V210H37ZM212 211V210H211ZM7 212V211H6ZM9 212V211H8ZM25 212H26V210H25ZM52 212L54 213V211H53V209H52V211L50 212L51 214H52ZM57 212V211H56ZM59 212V211H58ZM57 212V213H58ZM0 213H1V211H0ZM27 213V212H26ZM25 213V215L26 216H28V213L26 214ZM32 213H33V211H32ZM35 213H36V211H35ZM67 213V214H68ZM222 213L223 212H221L220 211V214H221V217H222ZM19 214V213H18ZM21 214V213H20ZM34 214V213H33ZM32 215V214H31ZM53 215V214H52ZM57 215V214H56ZM64 215V214H63ZM134 215H136V216H134ZM214 215V214H213ZM218 215V214H217ZM10 216H11V214H10ZM22 216H23V214H22ZM21 216V217H22ZM25 216V217H26ZM54 216V215H53ZM139 216H141V215H139ZM6 217H8V216H6ZM5 217V218H6ZM25 217H23V218H25ZM31 217V216H30ZM30 217H29V219H30ZM35 217V216H34ZM50 217V218H49ZM64 217V216H63ZM158 217V218H157ZM36 218H37V216H36ZM60 218V217H59ZM140 218V217H139ZM143 218V217H142ZM200 218V219H201ZM243 218V217H242ZM246 218V217H245ZM1 219H4V218H1ZM34 219V218H33ZM40 219H42V220H40ZM54 220H55V218H53ZM117 219H121V221L122 222H125V223H120L121 225H119L118 227H117V223H118V220ZM143 219V220H144ZM228 219V218H227ZM4 220H6V219H4ZM11 220V219H10ZM31 220H32V218H31ZM37 220V219H36ZM53 220V221H54ZM141 220V219H140ZM176 219H174V221H175ZM210 220V219H209ZM241 220V219H240ZM29 221V220H28ZM42 221V222H41ZM63 221V220H62ZM134 221V222H133ZM142 221V220H141ZM194 221V220H193ZM192 221V222H193ZM196 221V220H195ZM205 221V220H204ZM207 221V220H206ZM218 221V220H217ZM243 221V220H242ZM3 222V221H2ZM35 222V221H34ZM68 222V221H67ZM144 222V221H143ZM162 221H160V223H161ZM173 222V221H172ZM179 222V221H178ZM212 222V221H211ZM248 222V221H247ZM4 223V222H3ZM6 223H7V221H6ZM201 223V222H200ZM213 223H214V221H213ZM136 224V223H135ZM147 224H143L142 223V225L144 226V225H147ZM12 225V224H11ZM60 225V224H59ZM68 225V224H67ZM125 225H123L124 227H125ZM147 226V228H145L146 230L148 229L149 231H150V229L148 228V227H150V226ZM165 225V224H164ZM167 225V224H166ZM202 225V224H201ZM203 225H204V223H203ZM206 225V224H205ZM230 225V224H229ZM2 226V225H1ZM0 226V227H1ZM69 226V225H68ZM87 226H89V227H87ZM162 226V225H161ZM170 226V225H169ZM169 226H168V228H169ZM193 226V225H192ZM214 226H215V224H214ZM217 226V225H216ZM255 226H256V224H255ZM3 227V226H2ZM32 227V226H31ZM37 227V226H36ZM35 227V228H36ZM61 227V226H60ZM63 227V226H62ZM71 227V226H70ZM160 227V226H159ZM166 227V226H165ZM171 227V226H170ZM198 227V226H197ZM203 227V226H202ZM248 227H253L252 225L251 226H248ZM167 227H166V231H167V229H168ZM174 228V227H173ZM196 228V227H195ZM203 228H205V227H203ZM258 228V227H257ZM31 229H33V228H31ZM56 229H57V227H56ZM66 229V228H65ZM122 229H123V227H122ZM125 229V228H124ZM131 229V228H130ZM160 229H163V228H161L160 227ZM169 229H172V228H169ZM176 229H179V227H175V229H173V230H176ZM183 229H184V231H183ZM198 229V228H197ZM196 229V230H197ZM209 229V228H208ZM208 229H205V230H208ZM211 229V228H210ZM222 229V228H221ZM242 229V228H241ZM251 229V230H250ZM255 228H249L247 231H246V229L244 230V229H242L243 231L240 233L239 231H237V230H234L233 228L231 229V227H230V230H229V232L227 233V234H225L223 237H221L217 242H216V244L215 245H210V244H204V242H203V244H196L195 242L193 243V244H190V246L188 245V247H189V249H190V253L188 254L189 255V257L191 256V257H193V259H195V261L194 262H192L191 264H239L240 263V261L239 260H241V264H264V240H261V238H263L264 239V233L262 234L261 233V231H260V233H261V235H260V233H259V238L258 239H260L259 241H258V239H253L252 237H255L257 234H258V232L257 231H255L254 230ZM8 230H9V228H8ZM35 230V229H34ZM40 230V231H41ZM61 230V229H60ZM63 230V229H62ZM68 230V229H67ZM120 230V229H119ZM118 230V231H119ZM125 230H127V228L125 229ZM128 230H129V228H128ZM147 230V233L149 232ZM164 230V229H163ZM196 230H193V233H194V231H196ZM253 230V231H252ZM4 231V230H3ZM2 231V232H3ZM13 231V230H12ZM57 231H59V230H57ZM69 231H70V229H69ZM72 231V230H71ZM152 231V230H151ZM151 231H150V233H151ZM157 232H159L158 230H156ZM161 231V230H160ZM169 231V230H168ZM163 232L164 234H166V235H169V234H171V231H169V232ZM203 231V230H202ZM202 231H201V233H202ZM210 231H212V230H210ZM226 231V230H225ZM250 231H252V232H257V234L254 232V234H256V235H253V233H252V237L251 236H249V235H247L246 236V234L245 233H251ZM31 232V231H30ZM80 232V233H81ZM83 232V233H84ZM146 232V231H145ZM153 233H154V231H152ZM175 232V231H174ZM172 233V234H175V233H177V230H176V232L175 233ZM191 232H192V230H191ZM208 232V231H207ZM239 232V233H238ZM262 232H264V231H262ZM59 233H60V231H59ZM58 232H56L55 233V235L56 234H59ZM88 233V232H87ZM119 233H120V231H119ZM149 233V235H151ZM161 233V232H160ZM159 233V234H160ZM167 233H169V234H167ZM203 233H204V231H203ZM226 233V232H225ZM7 234H9V233H7ZM13 234V233H12ZM37 234V233H36ZM64 234V233H63ZM91 234V233H90ZM91 234V235H92ZM109 234V235H110ZM155 234V233H154ZM154 234H152L153 235V237L152 236H149V238L150 237H152V238H154ZM159 234H155L156 236H158V237H155L156 239L158 238L159 239ZM162 234V233H161ZM160 234V235H161ZM198 234V233H197ZM213 234H215V233H213ZM33 235V234H32ZM41 235V236H42ZM75 235V234H74ZM83 235V234H82ZM84 235H87V234H84ZM89 235V234H88ZM117 235V236H116ZM208 235V237H209V234H207ZM263 235V236H262ZM1 236V235H0ZM2 236H4V234L2 235ZM34 236V235H33ZM40 236V235H39ZM40 236V237H41ZM57 236V235H56ZM113 236V235H112ZM116 236V237H115ZM163 236V235H162ZM162 236L160 237V238H162ZM182 236H183V234H182ZM181 236V237H182ZM187 236V235H186ZM186 236L184 237V239L186 238ZM199 236H200V234H199ZM203 236V235H202ZM5 237V236H4ZM6 237H8V236H6ZM89 237H90V235H89ZM92 237V236H91ZM102 237V236H101ZM104 237H103V240H105L104 239ZM140 237V236H139ZM169 237H171V236H169ZM177 237V236H176ZM189 237V236H188ZM194 237H195V235H194ZM204 237H206V236H204ZM98 238V237H97ZM178 238V237H177ZM183 238V237H182ZM181 238V239H182ZM201 238V237H200ZM199 238V239H200ZM207 238V237H206ZM255 238H257V237H255ZM5 239V238H4ZM3 239V240H4ZM13 239V238H12ZM39 239V238H38ZM41 239H43L42 237H41ZM109 239V241H110V238H108ZM156 239H154V240H156ZM163 239H164V237H163ZM170 239V238H169ZM210 239V238H209ZM7 240V239H6ZM5 240V241H6ZM30 240H32V239H30ZM35 240V239H34ZM45 240H47V239H45ZM47 240V241H48ZM142 240H144L143 238H142ZM160 240V239H159ZM165 240V239H164ZM171 240V239H170ZM178 240H179V238H178ZM192 240V239H191ZM196 240V239H195ZM15 241V240H14ZM38 241V240H37ZM37 241L35 242V243H37ZM86 241V240H85ZM95 241V240H94ZM108 241V240H107ZM107 241H105V242H107ZM118 241V240H117ZM122 241V240H121ZM150 241V240H149ZM197 241V240H196ZM200 241V242H201ZM256 241H257V243L259 242V246H257V243H256ZM262 241V242H261ZM25 242V241H24ZM28 243H29V241H27ZM32 242H33V240H32ZM31 242V243H32ZM45 242V241H44ZM83 241H81V243H82ZM145 242V241H144ZM143 242V243H144ZM151 242V241H150ZM156 242V241H155ZM161 242V241H160ZM182 242V241H181ZM180 242V243H181ZM184 242V241H183ZM190 242V241H189ZM192 242H193V240H192ZM206 242V241H205ZM80 243V244H81ZM93 243H95V242H93ZM110 242H108L107 244H109ZM121 243V242H120ZM120 243H119V245H120ZM148 243V242H147ZM163 243V242H162ZM165 243H167V242H165ZM174 243V242H173ZM209 243V242H208ZM213 243V242H212ZM111 244V243H110ZM113 244H114V242H113ZM115 244H116V242H115ZM114 244V246H116ZM124 244V243H123ZM123 244H121V247H122V245ZM142 244V243H141ZM153 244V243H152ZM157 244V243H156ZM156 244H154V245H156ZM159 244V243H158ZM168 244V243H167ZM187 244V243H186ZM85 245V244H84ZM87 245V244H86ZM96 245V244H95ZM105 245V244H104ZM150 245V244H149ZM154 245H152V246H154ZM177 245V244H176ZM175 245V246H176ZM179 245H181V244H179ZM22 246H24V245H22ZM42 246H44V245H42ZM92 246V245H91ZM94 246V245H93ZM103 246V245H102ZM110 246V245H109ZM108 246V247H109ZM144 246H146L147 247V245H144ZM184 246H186V245H184ZM184 246H180L182 249L183 248H185ZM60 247V248H59ZM107 247V246H106ZM121 247H120V251L122 250L121 249ZM123 247H125V244L123 245ZM127 247V246H126ZM125 247V250L127 249ZM158 247V246H157ZM165 247V246H164ZM258 247V248H257ZM31 248H33V247H31ZM39 248V247H38ZM115 248V247H114ZM152 248V247H151ZM167 248V247H166ZM81 249V248H80ZM155 249H157V248H155ZM181 249V250H182ZM187 249V248H186ZM189 249H187V250H189ZM30 250V249H29ZM60 250V251H59ZM84 250V249H83ZM86 250V249H85ZM88 250V249H87ZM104 250V249H103ZM102 249L100 250V251H103ZM111 250V249H110ZM118 251H119V249H117ZM153 250V249H152ZM25 251V250H24ZM36 251V250H35ZM47 251V250H46ZM48 251V252H49ZM105 251V250H104ZM113 251V250H112ZM178 251V250H177ZM176 251V252H177ZM114 252H116V251H114ZM125 252H127V251H124V253ZM139 252V251H138ZM186 252V251H185ZM189 251H187L186 252V254L188 253ZM46 253V252H45ZM51 253V252H50ZM55 253H56V256H55ZM90 253V252H89ZM94 253V252H93ZM102 253H105V252H102ZM120 253V252H119ZM123 253V252H122ZM128 253V252H127ZM140 253V252H139ZM142 253V252H141ZM175 253V252H174ZM173 253V254H174ZM178 253H180V252H178ZM182 253V252H181ZM22 254V253H21ZM47 255H48V253H46ZM46 254H45V256H46ZM100 254V253H99ZM110 254V253H109ZM117 254H118V252H117ZM138 254V253H137ZM173 254H171V255H173ZM185 254V255H186ZM37 255V254H36ZM94 255V254H93ZM175 255V254H174ZM181 255V254H180ZM184 255V256H185ZM38 256V255H37ZM103 256V258H106V257H104L105 255H102ZM102 256H101V258H102ZM125 256V255H124ZM175 256H177V255H175ZM44 256H42V258H43ZM94 257V256H93ZM146 257V256H145ZM144 257V258H145ZM155 257V256H154ZM182 257H183V255H182ZM190 257V258H191ZM92 258V257H91ZM116 258V257H115ZM143 258V257H142ZM149 258V257H148ZM179 258V257H178ZM181 258V257H180ZM186 258L188 259V257L186 256ZM3 259V258H2ZM94 259V258H93ZM96 259V258H95ZM118 259V258H117ZM126 259V258H125ZM168 259V258H167ZM174 259V258H173ZM237 259H238V262H237ZM1 260V259H0ZM34 260V259H33ZM42 260V259H41ZM44 260V259H43ZM139 260H141V259H139ZM138 260V261H139ZM148 260V259H147ZM189 260V259H188ZM4 261V260H3ZM32 261V260H31ZM38 261V260H37ZM46 261H48V262H46ZM89 261V260H88ZM128 261V260H127ZM142 261V260H141ZM30 262V261H29ZM36 262V261H35ZM40 262V261H39ZM56 262H57V260H56ZM55 262V263H56ZM66 262V261H65ZM89 262H91V261H89ZM145 262V261H144ZM185 262V261H184ZM28 263V262H27ZM26 263V264H27ZM51 263V262H50ZM124 263H126V262H124ZM140 263V262H139ZM25 264V263H24ZM53 264V263H52ZM57 264V263H56ZM65 264V263H64ZM89 264V263H88ZM142 264V263H141ZM145 264V263H144ZM186 264V263H185ZM187 264H189V263H187Z\"/></svg>",
	"mask_w": 264,
	"mask_h": 264
}]
</instances>
